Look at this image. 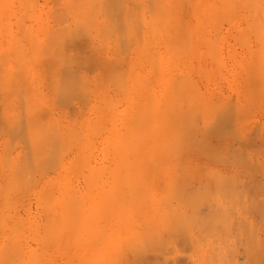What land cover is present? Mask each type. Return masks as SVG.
<instances>
[{
	"label": "rangeland",
	"instance_id": "obj_1",
	"mask_svg": "<svg viewBox=\"0 0 264 264\" xmlns=\"http://www.w3.org/2000/svg\"><path fill=\"white\" fill-rule=\"evenodd\" d=\"M0 1H1L0 2V22H1L0 23V46L3 45L2 49L5 50L4 52L1 51L2 53L0 52V88H1L0 89V111L3 110L4 106L6 107V108L4 107L5 109L0 112V113L3 112V114L5 113V115L2 114L3 116L0 117V122H1L0 123V193H1L0 194V202L3 200L2 204L0 203V205L3 206V207L0 206V220H1L0 226H4L6 224H9L11 226V223H12V221L14 223V220H15V222H16V220H19V221L24 220L22 222L20 221L21 225L18 223L19 221L16 222L19 224V226H18V224L17 225L15 224V225L17 226L18 230L20 228L23 231V233H25V240H24L23 236H19L21 233H18L19 235L17 234V232L15 231L16 228L14 229V227L9 226V228H13V230L16 232V233H14L16 236L21 237L19 239H17V237H15V239H14V237H13L14 234L12 235V233L14 231L11 229V231H12L11 232L10 229L7 228L8 225H6L7 226L6 228L0 227V232L2 231V234L0 233V251H3L4 250L3 248H5V253H4V251L0 252V258H1V256L3 257L1 260L7 259L9 261L14 260L17 262L19 260L18 257L19 256L21 257L22 254L21 255L17 254L18 255L17 256L16 253H21V252H23L22 250H24V253L26 252L27 254H23L24 255L23 258L27 259L31 256V255H28L29 253L30 254L34 253L33 256L36 254L35 256L37 257V258L34 257V258H36L35 263L38 262L39 264H78V263L79 264H86V263H84V261L88 262L87 260H91V262L89 261L88 264H94V263H97V264H99V263L100 264L101 263L102 264H264V68L262 69V67H264V64H262L263 63L262 61H264V52L261 53L262 49L264 50V45H262V43L260 42V41L264 40V29L262 28V27H264V18H263L264 9L261 6V5H263V7H264V0H263V3H262V1L260 2V0H257L260 2L261 5L256 4L259 2H257L256 0H253V2L255 1L256 3L255 2L253 3V6H255V7L252 6L251 9L248 8L249 7L248 6L249 0H246L247 2H245L243 0L242 1L243 4H241L239 2L240 0H234V2H232L233 0H231L230 2H232V5H230V7H233V8H228L229 5H225V3L227 2L226 0H224V1L222 0L224 2V5L222 4V2H220L221 0L220 1L214 0V2L216 1L215 2L216 7L214 8V11L215 12L217 11V13L219 12L221 15H223L222 18H220V20H218V18H216V16H214V15H213L214 18L213 17L210 18L212 16V13L214 14V11L211 12L214 5L213 4L210 5L209 3H211L213 0H205V1H201V0H186V1L185 0H157V1L156 0H149V1L143 0V5H142L141 0H133V1L132 0H119V2L117 0H115V2L113 4H112V2L110 3V0H108V1L105 0V2L107 1V5H108V3H110V6L112 5L111 8L109 6L107 9H106V5H105L106 3H104V0H97L98 1L97 3H99L100 5L97 4L96 1H94L95 3H93V1H92V3L95 4V8H94V6H92L91 2H87L89 0H82L83 4L82 5L78 4L79 7L77 6V9L74 7H75V5H77V3L81 2V0H79L77 3L75 0H73V1H75L74 5L70 1V3L73 6L72 7L73 8L72 9L73 14L74 13H82L81 8H83V10H85L87 8H88V11L91 10L92 16L95 19L92 16H89V18L92 17L94 19V21L96 22L95 23L93 21V24H95V29L98 28V30H97L98 32L94 29V27L91 26L92 28H90L91 23H85L84 20L86 19V17H88L87 13L83 12L84 15L83 14L80 15L82 17L85 16V14L87 15L86 17H83L84 20L80 18L79 22L81 24L80 23L77 24L76 23L77 20L75 21V24H74V22L72 23V21H74L73 20L74 17L71 15L72 13L66 12L65 7H62V5H65L63 0H61V1H59V0H57V1H55V0H53V1L52 0H37L36 4L31 3V2H33V0L32 1L28 0L26 2H29V5H28V6H30L29 8L26 5L28 3H26V4L20 3L21 1H19V0H8L10 2H8L6 0H4V1L0 0ZM11 1H12V4H10ZM62 1H63V3H61ZM112 1H114V0H112ZM116 1L118 2V4H115V3H117ZM136 1H137V3L136 4L134 3L135 5L131 4L132 2H136ZM22 2L25 3V0H22ZM56 2L62 4V5L58 6L59 8L61 7L60 9L65 8L63 13L66 14L65 16L67 18V22H69L71 27H69V25H67L68 23L65 21L66 18L62 16L63 13L61 14V16L65 19L63 21H62L61 17H58L57 19L60 18V20H61V21L59 20L60 23H63L65 21V24L63 23L61 25V24H59L58 20L54 19L56 17L55 16L56 13H59V11H60L57 8L58 3L56 4ZM65 2H66V0H65ZM207 2H208V4H207ZM2 3H3V5L6 4L7 7L5 5L6 8L3 7L4 9H2L1 8L3 6ZM18 3L20 5V7L18 6ZM84 3H85L87 8H84L85 7ZM154 3H156V5ZM233 3H235V5H233ZM244 3H247V4H244ZM250 3H252L251 0H250ZM8 4H10V5H8ZM149 4H151V5H149ZM152 4H154V5L152 6ZM161 4H163L165 7ZM190 4L192 7L190 6ZM53 5H55L56 7ZM80 5H81V8H80ZM104 5H105V12H107L106 10L109 11V16H108V12L106 13V15L104 14L105 12L103 13L104 7H102V6H104ZM114 5L115 6L118 5L117 6L118 8L120 7L119 5H121V6H123L121 8V10H123V8H125V9L123 10V12L120 10L121 14H118V13H120V12H118L119 9L114 7ZM124 5H125V7H124ZM127 5L130 7H128ZM208 5L211 6V8H209V9H211L210 11H207ZM141 6L143 7L144 10H142ZM148 6H151V7H148ZM202 6H203V10H202ZM259 6H261L260 8H262L263 13H262V11H260V12L258 11V10H260ZM23 7L25 8V10H23L24 9ZM33 7H35V9ZM68 7H70V6H68ZM113 7H114V9L117 10V13L115 12V10H113ZM158 7H160V8H158ZM223 7H225V8L223 9ZM27 8H28V11L26 10ZM31 8H32V10H31ZM53 8H55V9H53ZM56 8H57V10H56ZM152 8H154V9H152ZM180 8H183V9H180ZM221 8H222V10H221ZM69 9H71V8H69ZM111 9L114 11V13H116L118 15L117 16L115 14L113 15V12L111 11ZM130 9H133V10H130ZM150 9H152V11H150ZM158 9H160V10H158ZM168 9H170L171 12L173 11V14L178 15L177 17L180 19L179 20L176 19V20H178L179 22L180 21L182 22L183 20L185 21L188 19L186 21V24H185V22L184 23L182 22V24L183 25L188 24L187 27H189L190 28L189 30H191V31L189 32V30H188L187 32L191 33L190 34L192 36L191 40H190V38H191L190 35H189L190 38L186 37L188 34H186L185 32H186V29H188V28L185 26L186 27L185 32L182 31L180 29L182 26L179 25V22H177L174 19L175 15L172 16L173 14H171L172 17L169 18L170 17V15H169L170 11ZM218 9H219V11H218ZM2 10H5V11H2ZM74 10H75V12H74ZM77 10H79L81 12H78ZM128 10L131 14L128 13ZM163 10H165L164 12L167 15H165L164 12H161ZM194 10L197 11V14ZM205 10L207 12H205ZM224 10L225 11L228 10L227 13L228 12L229 13L227 14ZM30 11H32V13L34 12V14H32V13L30 14ZM193 11L195 12V14ZM28 12H29V14H28ZM110 12H111L112 16L110 15ZM51 13H53V15L55 14L54 17H53V15H51ZM122 13H124V16L127 20H128V17L130 19L131 16L132 17L135 16L137 18V20L134 17L135 21H132L131 23H129V25H127V27L125 25H123L126 28H122L120 25L118 26V24H121V22L119 23V21H118L119 18H121V17H118V16H123ZM127 13H128V17H127ZM256 13H258L257 15L259 17L258 16L257 17L259 19H257ZM132 14H134V15H132ZM149 14H150V18H151V16L153 18V19L151 18V21H150L151 23L147 22L148 21L147 19L149 18ZM245 14H247L248 16ZM18 15H19V20L16 18ZM143 15L145 16V18ZM198 15H199V17H195ZM207 15H209V16H207ZM221 15H220V17H221ZM250 15L255 21L257 19L258 22L256 21L257 22L256 24L259 26L260 30L257 29L258 26L255 24V22L253 23V19L250 17ZM58 16H60V15H58ZM166 16L169 19H167ZM181 16H182V18H181ZM244 16H245V19L247 18V21H245ZM38 17H40V19ZM116 17H118V18H116ZM208 17L210 19H212V21L209 20ZM255 17H256V19H255ZM123 18L124 17H122L121 20ZM138 18H139V20H138ZM150 18H149V20H150ZM196 18H198V20L200 19V21H201L200 24H198L199 21H196L197 20ZM53 19L56 21L54 22ZM98 19H99V21H98ZM164 19L167 20V21L165 20V23H164ZM9 20H10V22H9ZM87 20L89 21L90 19H87ZM130 20H133V18H131ZM221 20H222V22H221L222 25L220 24ZM250 20H252V22ZM45 21L47 23H45ZM110 21H111V23H108ZM124 21H126V20H124ZM136 21H137V24H133ZM141 21L142 22L144 21L145 23L143 22V24H142ZM209 21L210 22L216 21L217 24L209 23ZM260 21H261L262 27L259 25ZM18 22H19V24H17ZM21 22L26 27L24 25H22ZM40 22H42V24H40ZM101 22H103L105 24H103ZM172 22L176 23V25ZM20 23H21V25H20ZM148 23L150 24V26L147 25ZM168 23L172 24V26H169L170 24H168ZM201 23L203 24L204 28L202 27ZM218 23L221 26L218 25ZM45 24L49 25L48 30L49 29H54V30L53 31L49 30V33H48V31L45 30L48 26L45 27ZM84 24H85V26H88V25L89 26L85 27ZM111 24L117 25L116 28H115V26H113V31L116 34H118V36L110 29H108V31L109 30H110L109 32L112 31L111 33H109L107 30H105V31H107V34L103 33L104 30L102 31V28L104 29V27L106 25H109V26H106L105 28H107V27L110 28ZM166 24H168V25H166ZM210 24H213V25H210ZM244 24H246V25H244ZM247 24L249 25V28L251 27L250 29H248ZM131 25H132V27H131ZM214 25L216 26L215 27L216 29L218 28L217 26L221 27V28H219L220 30H218L219 32L217 31L218 33L215 32L216 30L214 28ZM243 25L245 27H243ZM59 26H60V29H59ZM82 26H83V28H82ZM96 26H98V27H96ZM136 26H137V28H136ZM174 26L176 28L178 27L177 28L178 30ZM179 26H180V28H179ZM212 26H213V28H212ZM38 27H40V29ZM155 27H156V30H155ZM159 27H161V28H159ZM24 28H25V30H24ZM77 28H78V30H77ZM133 28H136L137 30L140 29L141 31L139 30V31H137V34H135L136 31ZM150 28H152V30ZM201 28H203V29H201ZM244 28L247 29L246 30L247 32L244 31L245 30ZM72 29L75 30L76 32L73 31ZM83 29L84 30L85 29L90 30L89 32H92V34H94L96 36L94 37V36H92V34H90V33L88 34V31L87 30L83 31ZM26 30H27V32H26ZM39 30H41V31L39 32ZM55 30H56V32H55ZM173 30H175V31H173ZM176 30H177V33H176ZM201 30L202 31L204 30V33H202ZM24 31H25V34H24ZM50 31L52 32V35H53V33H55L54 34L55 37L53 36L54 38H52ZM100 31L102 33H100ZM118 31L121 33L120 36H122L123 39H124V37H126V38L128 37L125 35V33L127 35L128 34L129 35L134 34V35H132L133 38L130 36V39H129L130 41H127L128 40V38H127V40L124 39L125 41L123 40V42H122V41H120L122 39H119L120 36H119ZM142 31H143V33L140 34ZM152 31L153 32L155 31L154 32L155 34L152 33ZM233 31L236 33L235 35L233 34L234 33ZM252 31H253V33H252ZM71 32H73V33H71ZM77 32H79L81 34L78 33V35H77ZM172 32H173V34H172ZM178 32L180 34L182 33L183 36L182 35L179 36ZM258 32H260V33L263 32V33L258 34ZM67 33H68V36H70V37L67 36ZM83 33H84V35H87V34L88 35L82 36ZM85 33H87V34H85ZM164 33H166V34H164ZM229 33L232 34V35L230 34V36H232V37L229 36ZM239 33L241 35L243 34L245 36V37L244 36L241 37V35H240L239 38H241L242 42H243V40H246L247 35L250 36V39H249L250 42H247L248 39H247V41H245L247 45H243V44H245V42H243V44H241L240 41H237L239 38L237 39L235 37H237L236 36L237 34L239 36ZM152 34H154V36H152ZM201 34L203 35V37H201L202 36ZM217 34H218V36H217ZM74 35H75V37H74ZM97 35L100 37H98ZM155 35L157 38L155 37ZM170 35H173V36H170ZM205 35L208 39L205 37ZM66 36H67V38H66ZM159 36H160V38H159ZM169 36L171 39L169 38ZM85 37H86V39H85ZM142 37H143V39H145L148 42L143 40ZM174 37H176V38H174ZM6 38H8V40H6ZM15 38H17L18 40L17 39L15 40ZM36 38H37L38 42H37V40L35 41ZM61 38H63V39H61ZM152 38H153V40H152ZM184 38H187L186 39L187 41L186 40L183 41ZM202 38L205 39V41L202 40ZM255 38H258V39L256 40ZM32 39H33V41H32ZM158 39H160V40H158ZM206 39L208 41H210V44H211V41H212V43L215 41L214 43H215L216 48H217L216 45L219 44L218 46L220 48L218 47L217 49H220V54L214 53V51L216 49L212 50L215 55L216 54L218 55V56L216 55L215 58H212V57H214V55L212 54L211 50H210L211 51L210 53L213 56L211 55V57H210V55L208 54L209 53L208 52L209 46H208V44H206V41H207ZM10 40L12 42L11 45L13 47L8 43V41L10 42ZM91 40H92V42H91ZM157 40H158V42H156ZM166 40L168 41V43L166 42ZM188 40H190L191 42ZM199 40H200V42H199ZM258 40H260V41H258ZM67 41H69V42H67ZM185 41L187 43H189V42L191 43V45H189L190 48H188V50L186 49L187 44ZM20 42H21V45H23V46L19 45ZM47 42H50V44ZM57 42H59V43H57ZM63 42H65V43H63ZM120 42H122V43L120 44ZM154 42L157 44H155ZM164 42H165V44H164ZM183 42H185V43H183ZM54 43H57V44H54ZM148 43L149 44L153 43V44L149 45ZM162 43H163V45H162ZM116 44H118V46L122 45V47L121 48L119 47V49H118L116 47ZM178 44H179V46H178ZM16 45H18V46H16ZM43 45H45L46 47H44ZM48 45H49V48H48ZM78 45H79V47L80 46H82V47L79 48ZM164 45H166V46L169 45L168 46L169 49L167 47H165ZM91 46H92V48H91ZM128 46H130V48ZM181 46H182V48H181ZM56 47H57V49H56ZM115 47H116V49H115ZM152 47L155 48L154 49L155 51L158 50L157 53L155 51L150 50V49H153ZM210 47L213 48V44H212V46L210 45ZM66 48H67L66 52L63 51ZM136 48H137L138 52L135 53V51H137ZM156 48H158V49H156ZM178 48H181V49H178ZM140 50H141V52H140ZM143 50L144 51L146 50V51L143 52ZM185 50H187V52H185ZM52 51H53V53H52ZM149 51L151 52V54ZM139 52H140V54H139ZM158 52H160V53H158ZM70 53H71V55H70ZM72 53L74 54V56L72 55ZM47 54H49V55H47ZM67 54L70 55V57L73 56V57H71L72 59H68L70 57H67L68 56ZM147 54H149V56ZM157 54H158V56H157ZM42 55H43V57H42ZM85 55L88 57H86ZM45 56H48V57H46L47 59L45 58ZM150 56H152L153 58ZM219 56H221V57H219ZM81 57H83V58H81ZM147 57L149 58V60L152 59V61L153 60L155 61V62L153 61V63H154L153 65H152V63L150 64L151 60L149 61ZM216 57H218L219 61L221 60L224 63H221V61H220L221 64L219 65V61L216 59ZM146 58H147V61H146ZM49 59H52V61ZM67 59L70 61H67ZM77 59H79V60H77ZM100 59L101 60L104 59L106 61L102 60V65H101ZM107 59L110 61L112 59L113 60L110 62L111 64L110 63L108 64V66L110 65V68L106 67L108 70L106 73V68H103L104 70L102 71L101 67H103L104 66L103 64L108 61ZM172 59H174V60L172 61ZM215 59H216V61H214ZM72 60H73V62H75L77 64L73 63ZM42 61H45V63H43ZM174 61L176 63H173ZM49 62H50V64H49ZM51 62L54 64H52ZM62 62H63V64L64 63H66V64L63 65ZM94 62L96 64H93ZM67 63H69V64H67ZM122 63H123V65H122ZM172 63L175 66H173ZM41 64H43V66ZM78 64H80L82 66H78ZM114 64L115 65L119 64L121 66V67L118 66L117 68L114 67L115 72H114V69L111 67V66H115ZM155 64H157V65H155ZM176 64L179 66L176 67ZM182 64H183V66L181 67ZM222 64H224V65L221 66ZM246 64H247V66H246ZM259 64H260V66H259ZM68 65H69V67L72 68V69H69V71H70L69 73H68V69H67ZM197 65L198 66L200 65L199 68ZM248 65L250 66L251 69L249 68ZM77 66L79 67V69ZM105 66H107V64ZM214 66H216V67H214ZM74 67H75V69H74ZM85 67L86 68L88 67L89 69L87 68V70H86ZM122 67H123V69H122ZM42 68H43V70H42ZM119 68H121L122 70ZM238 68H240V69H238ZM44 69H46V70L44 71ZM59 69H60V71H59ZM118 69H119V72L123 71L125 73L127 71V75L129 74L128 79H127V76L125 78L123 77L124 79H127L126 80L127 81L126 87H128V88H126V89L124 87L125 83L122 82V81H125L122 78V76L123 75L125 76V74L122 75V72H120V74H119ZM63 70H64V72H62V74H61V71H63ZM74 70H76L77 72ZM259 70H261V71H259ZM128 71H130V73L132 75L130 73H128ZM251 71L253 72L252 74H250ZM57 72H60V74ZM71 72H72V74H70ZM101 72H104V73H101ZM108 72H110L109 73L110 77L104 75V74L107 75ZM116 72L118 74H116ZM155 72L156 73L158 72V74H155ZM238 72H240V73L238 74ZM262 72H263V74H262ZM254 73H256V75ZM258 73L260 75L259 77L257 75ZM248 74L250 75V78H252V79L249 80ZM14 75H15L16 79L15 78L13 79ZM120 75H122V76H120ZM184 75H190L191 79H193V81H194V82L192 81V85H190L191 81H189L191 79L187 80L188 77L186 79ZM9 76L11 77V79ZM46 76L48 78H46ZM71 76H72V78H71ZM103 76H105V77H103ZM129 76L131 78H129ZM173 76H174V78H176L177 76L178 77L180 76V78L182 77L180 79L182 82H180V80H178L179 78L174 79ZM255 76H257V77H255ZM49 77H51V78H49ZM54 77H56V79H58L57 77H60V78L65 77V79L64 78L63 79L65 81L68 80L67 83L72 81V83H73V88H71L72 90H70V87H72V86H70V84H72V83L68 84L70 87L63 86L64 87V89H63L61 87L65 81L62 80L63 83H61L60 82L61 79L59 78L58 83H57L56 79L52 80V78H54ZM68 77L71 81H69ZM183 77L185 80H187L189 82L190 86L187 85L188 82L187 81L185 82ZM81 78H83V79H81ZM106 78H108V79L111 78V81L107 80L110 83H107ZM136 78L137 79L141 78V79L136 80ZM258 78H259V80H257ZM5 79H7V80L9 79L8 85H7V80H5ZM47 79L48 80L50 79V80L48 81ZM72 79H75V80H72ZM116 79H118L120 81L122 79V81L120 83H123L124 86H122V84L120 85V83ZM172 79H174L173 84H175L176 80H177V84H175L177 86L172 85ZM200 79H201V81H200ZM103 80H104V82H103ZM113 80H116L117 82L115 83V81L113 82ZM146 80H148V82ZM253 80L257 83H255ZM52 81L54 82V84ZM137 81L141 82L142 84L140 83V85H139ZM251 81H253V83H254L253 87H252V85H250V84H252ZM260 81L262 82L261 84H260ZM84 82H86V83H84ZM149 82L151 85H153L152 87L155 88L154 90L152 88V91L153 92L155 91L154 100L151 98V97H153V95H152L153 92L148 94L149 92L147 93V90L144 91L145 90L144 88L147 85H148L147 86L148 90H151V88L149 89V87L151 85L149 86V84H147ZM9 83L15 85V86H13V85L12 86L15 88V90H17V92H18V90L20 91L19 93H21V94H19V93L17 94V92H16L18 97H16V94H15V97L11 96L12 94H10V93H13V94L15 93L14 89H13L14 91L10 90V93H9V90L5 87V86H8V88H10L9 86L11 84L9 85ZM56 83H57V85H56ZM67 83H64V84L67 85ZM101 83H102V85H100ZM178 83H179V85H178ZM180 83H182V84H180ZM194 83H195V85L199 86L200 91L196 90L197 86L194 87V89L192 88ZM19 84H21L22 86H19ZM48 84L52 85V86L50 85L51 88L57 87L58 89L55 88L56 89L55 90L53 88V90H52V89H50V86ZM98 84L100 86H98ZM145 84H147V85L145 86ZM262 84H263V86H262ZM96 85L98 86V88H96L97 90L95 91L94 87H96ZM113 85H115V86L113 87ZM142 85L144 88L142 87ZM181 86H183V87H181ZM258 86H260L259 87L260 89L257 90ZM119 87H124L123 89H125L128 93L125 91V93L123 94L121 91L122 88L120 89ZM174 87L178 88V89H176L177 93H176V90L174 89ZM4 88H6L8 91H5ZM59 88H61V90H63L64 92L66 91L65 89H67V92H69V93H66V92L65 93L68 94L67 96L70 95L69 98L72 96L71 99H69L65 95H63V96L61 95V99H63V98L64 99L60 103L61 99L58 100V97H57L58 92H56L57 90L58 91L60 90ZM76 88L79 89L80 92L77 93V91L75 92V90H73ZM117 88H119V89H117ZM185 88L188 89V91ZM190 88H191V90H190ZM10 89H12V88H10ZM168 89L169 90L172 89V92L171 93L169 92L170 95H169V93H167V91H169ZM183 89H184V91H183ZM25 90H27V91H25ZM83 90H84V93L87 95V97L85 96V94L80 95V93H82ZM179 90L181 92L183 91L182 94L187 92L186 93L187 95L184 94L185 95L184 96L181 94L182 95L181 96L179 93L180 92ZM73 91L75 93H73ZM55 92L57 93L56 96H55V94H56ZM64 92L60 91V93H64ZM94 92L96 94H94ZM108 92H109V94H106ZM123 92H124V90H123ZM194 92H195V94H194ZM25 93L27 94L26 97L24 95ZM92 93L94 95H92ZM145 93H147V94H145ZM125 94L128 96H126ZM175 94H176V96H177V94L180 95V96L178 95V97H177V101L179 100L178 102H180V103H177L176 100H173V98H176ZM200 94H202V95H200ZM7 95H10V97H7ZM50 95H51V97H50ZM129 95L132 96V98ZM167 95H169V96H167ZM19 96L23 99V100L20 99V102L23 101L25 103L22 102V104H21L19 102V100L17 101V99L20 98ZM23 96H24V98H23ZM31 96L35 98V101H37L36 104L39 103V105L37 104L38 105L37 108H39V106H41L40 108L42 109V104L44 105L43 107H45V108H43L42 110L39 109V110H41V112L43 110L46 111V109L48 108L49 111L50 110L52 111L53 114H51V115L53 117H51V116L43 117L45 114H46L45 116L49 115V114H47L49 111H46V112L43 111L44 113L43 112L42 113L37 112V116H36L35 111H38V110L32 108V107H34V108H36V107L33 106V104L31 105L32 101L34 100ZM58 96H60V94ZM64 96L66 97V99L68 98L70 101L67 100L68 102H66L65 101L66 99ZM80 96H82V97L85 96V98L83 99ZM188 96L189 97L194 96L195 99H193L194 97L188 98ZM198 96H200V97H198ZM102 97L104 99H106L107 102ZM202 97L205 99L206 102H203ZM55 98H57V99H55ZM79 98L82 100V102L86 100L87 103L82 104V102ZM101 98H102V100H101ZM170 98H171V100L174 101L173 103L174 104L176 103V104L174 105L171 102V103H169V104H171L169 107H164V108L169 109V110H166V111H168L166 116L167 115L168 116L172 115V117L174 116L172 118L173 120H171V118L169 117V119L171 120V123L175 122L173 124H175L177 126H178V124H176V123H179L180 125H182L181 127L174 126L171 123L169 125V122H170L169 120L160 121L162 119L161 118L162 115H159L158 113L161 112L160 109L161 110L164 109V108H162L163 105L161 102L164 101L163 103H165V100L168 101V100H170ZM181 98L183 100L186 99L185 101H186L187 106L189 104L188 107L191 106V108L186 107V104L184 103V101L183 102L180 101ZM199 98L200 99L202 98L201 99L202 101L201 100L199 101L198 100ZM9 99H13V100L9 101ZM108 99H109V101H108ZM6 100L8 101V103L10 102V105H12L15 112L17 111L18 108L21 107L19 104H21L23 106V107H21V109H18V111H17V112H20L19 110H21V114L15 113L16 115L17 114L19 115V116H17L18 118L16 117V115L14 113H13L14 114L13 116L12 115L8 116L9 112L11 111L10 110L11 108H8L6 106V103H7ZM77 100H79V101H77ZM99 100H101V102ZM132 100H133V102H130ZM140 100L142 103H143V101L146 102L147 100H149L148 101L149 104L153 103L152 105H154V109H150L151 105L149 106V104L146 105V103H143V105H142V107L144 106L143 107L144 109L147 107H148L147 108L148 110L150 109L149 111L146 109L147 112L150 114L149 115L146 112L147 119H149V120L146 119V116H144V119H143L144 114L142 115L141 112L145 113V111L143 110V108L141 106H140L141 111L139 109L140 116L138 114V111H136V109H138L139 104L141 103ZM150 100H151V102H150ZM189 100H191V101H189ZM193 100L194 101L198 100V101L194 102ZM35 101H34V105H35ZM63 101L65 102V105H62V104H64ZM71 101H73L74 103ZM69 102H71V103H69ZM109 102H110V104H108ZM168 102H170V101H168ZM168 102H167V105H168ZM191 102H193V103H191ZM58 103H60V104H58ZM181 103H184V104H182L183 107L180 105ZM216 103H219V104L216 105ZM29 104H30V106H29ZM101 104L102 105L104 104L105 106H102ZM111 104H114V105H111ZM144 104L146 105V107ZM197 104H199V105L197 106ZM206 104L209 107H211V109H209V111L207 109L208 106H206ZM210 104H212V105L214 104V105L210 106ZM7 105H9V104H7ZM82 105H86V106H82ZM107 105H108V108H107ZM159 105H161V106H159ZM172 105H174V107ZM200 105H202V106H200ZM1 106H2V109H1ZM24 106L27 109H28V107H29V109L32 108L31 110H29V109L28 110L30 112L31 111H33V112L30 113L28 110H26V108ZM109 106H111L112 108ZM199 106L201 107V109ZM170 107L172 110L170 109ZM181 107H182V109H181ZM217 107L219 110L217 109ZM222 107H224L223 108L224 110H222V111H224L225 113H227V111L229 113V111H230V113L225 114L223 112V114H225V115L224 116H223V114L221 115L222 111H220V109H222ZM22 108H24V111L22 110ZM74 108H75V111H78V112H75ZM109 108H111V109H109ZM151 108H153V106ZM174 108H176L177 112H176V110H173ZM205 108L207 109V112H205L206 111ZM213 108H215L216 110ZM70 109H72V110H70ZM190 109H191V111H190ZM198 109L200 112L198 111ZM130 110L137 112L138 116L134 112L132 115L135 114L134 116H136L138 119L140 117L141 121L143 119V121L141 123L145 124L144 127L147 126L148 123H149L150 127L153 125L152 123H154V125H156V126H154L155 127L154 129H156V130H154L153 128H149V126H147L150 130V133L152 132V130L154 132V133H152L153 135L151 134V137L154 136V134H155V136H158V137L154 138L155 140L153 139V137L148 139V140H153L154 143L157 141L156 148H159V149L155 150V148L153 146V148H154V150H153L152 147L150 146L153 151H156V153L155 152L152 153L153 151L151 152L152 156L154 154V156H153L154 160L152 158V161L148 160L149 157L146 158L145 155H143V154H146L147 156L150 155L149 150H146L149 147L144 148L145 145H144V147L142 146V144H143L142 142L146 141L147 137H146V139L141 138L143 140L141 142L140 141L141 139H139V140L137 139V137H136L137 135L135 133V130H130V127L128 130V131H133L131 133L132 134L134 133L135 136H133L134 134L132 135L131 133L129 134V132L128 133L126 132V130L128 129V126H131L130 122H129L130 118L132 116V115H129V112H131ZM182 110H183V112H182ZM202 110H204L205 114L203 113ZM214 110L216 111V114L213 112ZM22 111H23V113L26 111L25 112L26 115L25 114L23 115ZM51 111H50V113H51ZM150 111H151V113H150ZM79 112H82V113H79ZM169 112H170V114H168ZM197 112H198V114H197ZM232 112H233V115L231 114ZM11 113H12V111H11ZM33 113H34V116H33ZM107 113H108V115H106V116L108 118L106 116H103ZM164 113H165V111L160 113V114H164ZM237 113H238V115H237ZM80 114H81V116H80ZM175 114L177 115L178 118L175 116ZM190 114H191V116H190ZM100 115H102L103 117H101ZM196 115L198 117H196ZM211 115L214 116L215 118H212ZM4 116L5 117L7 116V118L3 119ZM11 116H12V119L15 116L13 119L14 122L10 118ZM134 116H133V118H134ZM158 116H159V118H158ZM166 116L164 114V116H162L163 119H165ZM186 116H189V117H186ZM218 116L221 118V120L218 119L219 118ZM232 116H233V118H232ZM27 117H28V119H27ZM50 117H51L50 120H52V118H53L55 120V122L57 123V126L55 128H56V130L59 129L57 131H58L59 137L61 136L60 138L58 137V135L56 137L55 133L57 131L55 130V128L54 129L50 128V127H52V126H50V121H49ZM152 117H153V120H151ZM175 117L177 119H179V117H180V120L178 121ZM199 117L202 119H200ZM216 117H218V118H216ZM30 118H32L31 121H30ZM45 118L48 119L49 123L48 122L47 123L49 125L46 123L47 119L45 120ZM97 118H100V120H101V118L103 119L102 120L103 123H101L100 126L105 124L104 127L102 129H99V124H98V127H97L98 131H97V128L95 127L97 132L94 130L95 128H93V130L97 134L96 133L94 134L93 132H87L86 130H89V128L91 129L94 126V124L96 125L98 123L99 119H97ZM137 118L132 119V121H131L132 124L133 123H134V125L136 124L135 127L138 126L137 123L140 122V119L138 121ZM154 118H155V121H154ZM206 118H208V119H206ZM2 119H3V121H2ZM18 119H21V120H19V121H21V123L17 122ZM42 119L45 120V122L44 121L43 122L45 124H47V128H48V126H50L49 128L51 130H49V128L43 129V127L39 126L40 125L39 123L42 122L41 121ZM158 119H160V120H158ZM166 119H168V118H166ZM192 119H193V121H191ZM212 119L213 120L217 119V121L216 120L213 121ZM224 119H226L227 121ZM4 120L6 121V123H5L6 126L4 124V122H5ZM35 120H36V122H35ZM100 120H99V123H100ZM134 120H136L137 123L134 122ZM196 120L198 121V123ZM206 120H207V122H206ZM208 120H210V122ZM7 121H8V123L13 122L10 125L12 127H13V124H16V125H14L15 129H13L14 127L10 128V126L7 125ZM145 121H147V122H145ZM151 121H153V122H151ZM55 122H53V123H55ZM185 122L187 123V126L189 128L186 126H183ZM216 122H218L219 124ZM227 122H228V124H227ZM22 123L24 126L26 123V126L25 127L21 126ZM35 123L37 125L38 124L39 125L38 126L36 125L37 130L34 131V133L36 134V132H37V134H39L42 130H44V132L40 133L39 134L40 136L36 134L37 135L36 137H34L35 134L32 133V136H33V138H32L31 133L29 131L30 130L29 127L31 128V130L33 132V130L36 129V126L34 125ZM42 123H41V125H42ZM53 123H52V125H53ZM191 123H192V125L190 126ZM143 124H142V126H143ZM193 124H194V128H193ZM139 125H140V123H139ZM114 126L117 128L119 127L118 128L119 131H118V129L116 130V128H114ZM225 126H227V127H225ZM39 127H41V131L38 132V130L40 129ZM132 127L133 126H131V128ZM135 127H134V129H135ZM138 127L140 128L141 126H138ZM138 127H136V130ZM174 127H177V128H174ZM205 127L208 128V130ZM223 127H225V128H223ZM121 128H122V130L125 128V130H123V131L126 132L127 135H125L126 133L123 134V131L121 130ZM162 128L164 129V132L162 131L160 133V130ZM215 128H218V129L216 130ZM231 128H232L233 132L230 130ZM8 129L11 132H13L12 135L16 132L14 134V136L10 135V132L8 131ZM23 129H25V131H26L25 133L23 132L24 131ZM186 129H188V130H186ZM189 129L190 130L193 129V130L189 131ZM222 129L224 130L223 133H222ZM14 130H15V132H14ZM54 130L56 132H54ZM141 130L142 129H139V131H141ZM210 130H212L213 132ZM227 130H230V132H232V133H228ZM139 131H138V133H140ZM158 131L160 134H158ZM20 132H22V133H20ZM47 132H48V134H47ZM71 132H73V134L75 133V136H77L79 134L80 136L78 135L77 137L79 139H81L80 140L81 142L78 141L76 143V140L78 138L75 137ZM116 132H119V133L117 134ZM145 132H146V130H145ZM172 132H174L173 134L175 136L177 135L176 138L173 136ZM19 133L21 135L20 137H19ZM44 133L47 137V138L45 137V139L43 137V136H45V135H43ZM89 133H92L93 136ZM150 133H149V135H150ZM179 133H182V134H179ZM121 134L125 135V137H123L124 139L122 138L123 141L125 139L127 140L126 137H128V139L130 141H127V142L124 141L123 143L121 142L122 144L118 143L119 147H122L120 145H124V144L126 146V143H128L127 145H128V149H129L130 148L129 145H131L133 142L134 143V145H133L134 149H136V150L141 149L140 152L143 151L142 149L145 150V153H142L143 156L141 155L140 152H138L136 150L134 153H132L133 151L131 152V154H133L132 155L133 159H135V158L137 159L139 157V159L141 160L139 163H138L139 159L137 162H136V159L134 160L136 163H138L137 167H136L135 163L134 164L132 163L133 159L130 158V157H132L131 155H129L130 153L128 154L126 150L124 151L126 153V155L128 154V157H127L124 155L125 153H123V151H122V149L123 148L126 149L127 146L122 147L121 151H122L124 157L122 156L121 158H124V160H126L125 157L128 158V160L123 161V162L127 163V161H129V159H132V161H130V163H132L134 166V167H129L128 169H125V170H128L127 172L129 173L128 175H127V173H126V175L124 174L125 177L128 176L129 180L126 177V181L128 180L127 182H129V183L126 182V185L123 183L124 186H119V184H121L119 182L123 178L125 179V177H123V176H122L123 178L118 177L119 175L122 174L121 170L123 168L122 165L124 164V163H120L122 159L119 157V154L121 152L118 151V148H116V151H118L120 153L117 152L116 155L118 154L117 155L118 157L114 158V159L117 160V162H119L118 160H120V162H119L120 163V166H119L120 171L119 172H121V174L116 173L117 170L115 171V173H116L115 175L118 177L117 179L119 180L121 178L120 181L118 182V180H117L115 183V181H113V179H111L113 177H111V174H110L113 171L110 170V173H107V171H106L109 169H114V167L112 168V166L114 163L113 161H115L114 159H110L111 158L110 155H112V151H110V150H111V148H112V150H115V149H113L115 147V143H113L111 145V143H109V142L112 140L116 141L117 139H118L117 141H121L120 140L121 136H122ZM229 134L230 135L232 134L233 136L232 135L230 136ZM94 135H96V138ZM116 135H117V137H115ZM141 135L144 136L145 134H141ZM180 135H181V137H179ZM224 135H226L227 137ZM38 136H39V138H38ZM54 136L56 139L53 138ZM172 136L174 138H172ZM40 137L43 140L40 139ZM129 137H131L132 139H130ZM133 137L135 138V140H133L134 139ZM139 137L140 136H138V138ZM159 137L162 138L161 141H160ZM188 137H190V138H188ZM196 137H198L197 140L195 139ZM22 138H23V140H22ZM25 138H26V140L29 139V141H27L26 143H24L26 141V140H24ZM75 138H76V140H75ZM114 138H117V139L115 140ZM143 138H145V137H143ZM201 138L203 140H199ZM17 139H18V143L20 145L17 143ZM30 139H32L33 141H31ZM52 139H54L55 142ZM136 139L138 140V143H137ZM175 139L179 140V142L175 141ZM37 140H39L40 143H38L39 141L37 142ZM49 140H52L53 142L47 144V142ZM131 140H133V141L131 142ZM198 140L201 141L200 146L204 147V150L206 149L205 147L208 146L206 151H204V150L202 151L203 153H199L201 151H199L200 150V148H199L200 142ZM41 141H44V143L43 142L41 143ZM82 141H83V143H85V141L87 142V143H85V146L82 144ZM117 141H116V143H117ZM134 141H136V142H134ZM58 142H59L60 146L57 145ZM63 142H64V145L67 144L66 147L61 146V145H63ZM79 142L83 146L79 145ZM139 142H141V144H139ZM152 142L150 141L149 144L150 143L152 144ZM53 143H56L55 148L54 147H51L54 149L49 148L50 144L52 145ZM129 143H131V144H129ZM135 143L139 144L143 148H140V146L138 147L137 145H136L137 147H134ZM203 143H205V146L203 145ZM210 143L213 144V149H211V147L209 148ZM42 144H44V145L42 146ZM118 144H116V146ZM181 144L182 145L185 144L186 147L182 146ZM160 145H162L161 146L162 149H161V147H159ZM163 145H164V147H163ZM191 145H193V146H191ZM194 145H198L199 147L196 149H193V148H195ZM225 145H226V147L229 146L228 147L229 149L224 148ZM27 146L29 148H27ZM41 146L43 147V150H45L46 154L47 155L49 154L48 156L46 154H44ZM45 146H47V147H45ZM52 146H54V145H52ZM179 146H182V147H179ZM187 146L189 147V149H187ZM32 147L34 148V150ZM35 147H36V149H35ZM37 147L39 149L41 148L40 150L42 152L38 151L39 149H37ZM61 147H63V148H61ZM215 147H217L218 149L217 148L215 149ZM131 148H132V145H131ZM133 148H132V150H134ZM49 149H51V150H49ZM55 149H56V153L54 151ZM214 149H215L214 152H216L217 150L219 152L222 151L223 156H222V152H220V154H218V152H216V157H215V153L213 154ZM23 150H25V151L27 150L25 153L26 156L24 155V153H22ZM35 150L39 153H37ZM58 150L59 151L61 150V152H60L61 154L58 153ZM63 150H64V152H63ZM89 150H91V153L89 152ZM106 150H107V152H106ZM225 150H227V152H225L226 154L228 153L227 155L224 153ZM47 151L49 153H47ZM50 151H53V152L50 153ZM129 151H131V149L128 150V152ZM5 152L9 154V155L7 154L9 157L6 156ZM27 152H28V154H27ZM34 152L36 153V155ZM78 152H80V153H78ZM205 152L206 153L209 152L210 154H205ZM30 153L31 154L33 153L35 156H37V157H35L36 158V164H38L39 162H41V163L43 162L44 158L40 160V158H41V156H39L40 153L44 154L42 157H47V158L51 157V158H49V160H51V161H48V159H47V161H45L46 160L45 159L44 163L45 162H47V164L49 163L48 166L50 167L51 164L56 161L50 167V169L53 167L52 170L48 169L47 165H46L47 167L45 166L46 163L45 164L42 163V164H44L43 166L45 168H47L48 170H46L42 166V164H41L42 167L38 166V168H37V165H35L36 168L34 171L37 173L33 172V170L31 168L29 170L27 168L28 165L26 164L27 165L26 166L24 164V162H25V160H28L27 159V157H28L30 160H28V162L27 161L26 162L29 164V162L34 158V155L33 154L30 155ZM77 153L79 154V156L81 158V159L79 158L80 159L79 162H83L82 164L77 161V158H76V155L78 157ZM122 153L120 155H122ZM211 154H212V156L213 155L214 156L210 157ZM179 155L180 156L182 155L181 157H183V158H181V159H183V160L185 159L184 160L185 162L183 160L181 161V159L179 158ZM189 155L192 157H195V158L194 159L189 158L190 157ZM203 155H205V156H203ZM206 155H209V157ZM53 156H56V158ZM74 156L76 159H72V157L74 158ZM112 156L114 157L115 153ZM217 156L219 157V159H216V158H218ZM22 157H25L26 159L22 158ZM207 157L210 159H208ZM37 158L40 161H38ZM57 158H59V160H57ZM18 159H20V160L18 161ZM22 159L24 160V162H22L23 161ZM71 159L73 161H71ZM168 159L170 161H166ZM178 159H180V160H178ZM81 160H83V161H81ZM147 160L150 161L151 163L148 162ZM157 160H159V162ZM20 161L23 164L22 166L24 167V165H25L24 168L27 169L28 173L31 174V176H29V177H32V178H30L29 180L26 179L27 176L24 175L25 172L21 174V172L23 171L24 168L19 167L21 165L20 163H19L18 167L20 169L22 168L21 169L22 171H20L18 169V167L16 168V166H17L16 163L20 162ZM179 161H181L180 167H179ZM70 162H72V163H70ZM147 162L150 165L148 164V166H147ZM153 162L156 164V167H155V164ZM168 162L170 164V167L168 166V164H166ZM78 163H79V165L80 164L81 165L79 166ZM119 163H118V165H119ZM182 163H185V164H182ZM197 163H202V164H200L201 166H199V164H197ZM31 164L34 165L35 161H34V163H31ZM106 164H107V166L105 169L104 165H106ZM115 164H116V162H115ZM143 164H144V166H143ZM159 164H161L159 166L160 168L158 167ZM175 164H176V166H175ZM186 164H187L188 168L183 170V165L185 166ZM203 164H206V165L203 166ZM30 165H29V167H30ZM97 165L98 166L100 165L101 168H102V165L104 166L105 170H102V172L104 173L103 176L101 174V171H100V175H97V172L95 171V170H97V168L96 169L94 168V166L97 167ZM108 165H110V166H108ZM126 165L127 164H125V167H126ZM128 165H130V164H128ZM165 165H167V168H168L167 170H169V171L165 170L166 169ZM77 166L79 167V169ZM31 167H32V165H31ZM76 167L78 170L76 169ZM115 167H116V169L118 168L117 164ZM177 167L179 168L178 170H177ZM98 168L100 169V167H98ZM144 168L145 169L147 168V170H144L142 172L141 170H143ZM156 168H159L158 171L156 170ZM184 168H186V167H184ZM195 168H197V169H195ZM210 168H211V170H210ZM10 169H11V173L13 171H16L18 173V171H19V174H17L15 172V174L17 176L15 175V177H14L13 176L14 173L11 174L9 171ZM25 169H24V171H25ZM92 169H95L94 172H96V173H92L93 172ZM172 169H174V170H172ZM76 170H77V172L75 173ZM153 171H155L154 172L155 174L152 175ZM161 171H163V173H161ZM123 172H124V169H123ZM146 172H147V174H146ZM28 173H27V175H30ZM39 174L41 176H39ZM68 174H70V175H68ZM113 175L114 174L112 173V176ZM144 175H145V177H144ZM86 176L88 178H90V184L93 186H91L90 184H88V185L86 184L87 181L89 180L88 179L86 182L84 181V180H86L85 179ZM149 176H150V178H149ZM22 177H26V178L23 179ZM49 178H50L51 182L49 180H47ZM106 179H108L107 183H105L107 181ZM110 179L113 183H115V185L117 183H119L118 186L113 185L111 183ZM161 179H162V181H161ZM48 181H49V183H51V185H50L51 188H49V190H48L49 192L46 190L47 187L43 186V184L45 185L46 182H48ZM91 181L93 183H91ZM95 181H96V184H95ZM133 182L137 183V185H135L136 188H134V186L132 185ZM7 185H9V188ZM147 185H149V186H147ZM140 186H142V187L139 188L140 189L139 190L138 187H140ZM71 187L74 189H72ZM89 187H91V188H89ZM103 187L105 188L104 189L105 191L106 190L110 191L109 189L113 190L112 192H114L115 195L117 193L120 194L117 191H120V192L122 191L121 194H123L124 196L122 195L121 201H122L123 197L126 196L127 198L126 197L125 198L127 200L130 197L129 198L130 202L127 201L126 199H124L128 203L126 201H124V202L122 201L123 202V204H122V202H120V200L117 199V197L115 195H113V196H115L116 199L112 201L113 196H112V194H110L112 192L111 191L108 193L105 192L106 193L105 195H107L106 200L108 197L111 201L107 200L108 201L107 202L106 200H104L105 197H104V199L99 197V198L103 199V201H101V202L102 203L104 202V203L102 204V206H98V207H102V209L100 211H99V209H97L98 211L95 210L96 206L98 205L97 202H100V201H97L96 198L98 197V194L100 195L102 193L101 189L103 190ZM43 188H46L45 189L46 193L48 192V194H50V199L48 198L49 195H47V198H45L46 195L44 193ZM88 188H89V190L92 189L93 191H95L94 193H96V194L92 193V190L89 191ZM128 188H129V190H128ZM42 189H43L44 194L40 195L39 191ZM8 190H9L10 194L8 193ZM72 190H74V192L76 191V195L74 194L75 199L73 198L74 195H72L73 194ZM99 191H100V193H99ZM124 191H130V192H128V194H127V192H124ZM67 192L69 194H67ZM70 192L72 193L71 194L72 196H70ZM97 192H98V194H97ZM118 194H117V196H119ZM6 195L8 196V198ZM68 195L70 197H72L71 199H68V201H67L68 204L72 203L74 201L77 204H75V202H74V203H72V205L70 204L71 207H70V205L68 206L67 202H65V198H66V200H67V198H69ZM95 195H96V197H95ZM133 195H134V197H133ZM4 196H6V197H4ZM100 196H102V195H100ZM22 198H23V200H21ZM131 199L133 202L131 201ZM42 200L44 201V203L42 202ZM117 200H119V202L117 203L118 206L116 205V207H118L120 209L122 208L121 209L122 212H123V210H125L123 212V215L121 214V216H123V217H120V214H119V217L116 218L117 214H118V210H116L117 208L116 207L113 208L115 211H117V214H115L114 210L111 207H110V209L108 207V206H110L108 203L111 202L112 204L114 203L113 205H115V203H116L115 201H117ZM140 200L142 202H140ZM7 201H8V204H6ZM105 201H106V203H105ZM139 202L141 204H139ZM119 203H120V205H123V206L121 207L119 205ZM124 203L126 204L125 206H124ZM134 203H136V204H134ZM73 205L75 206V208H79L78 209L79 211L75 209L79 215L72 213V214H74V216H73L70 213V211L72 210L71 208H74ZM76 205H78V206H76ZM100 205H101V203H100ZM67 206L71 209L70 211H69ZM124 208H126V209H124ZM127 208L130 209L129 210L130 212L127 211L128 210ZM1 209H3V210H1ZM111 209L113 210L112 211L113 213L111 212L112 214H110ZM120 209H119V211H120ZM51 210L52 211L54 210V211L51 212ZM75 210L73 209L72 211H75ZM49 211L53 214H51ZM76 211H75V213H76ZM100 212H101V214H103L102 217L104 219L106 218L105 220L107 222H104V219L101 217V215H99ZM128 212L131 214H129ZM107 213H109V214H107ZM124 213H126V214H124ZM45 214L47 215V217L44 218ZM54 214H57V216ZM112 215H114V216H112ZM49 216L50 217L53 216V217L50 218ZM54 216L56 218H54ZM90 217H92V218H90ZM93 217H97L98 219L95 218V219H97V221H95V220L93 221ZM136 217H137V219H136ZM22 218H24V219H22ZM47 218L48 219L50 218V220L52 219L51 221L54 224L49 220L48 221L46 220L47 223H49V224L52 223L53 227H55V224L57 225L56 226L57 229L56 228L55 229L57 230L56 233L57 232L58 233L56 235H54V233H52L55 230H53L52 232L48 231L49 230L48 228H50V226L46 227L47 225H46L45 219H47ZM87 218L88 219L90 218V220L92 219V221H90V220H89L90 222L86 221ZM120 218H122V219L120 220ZM109 219H111V221L113 219L114 220L112 221V223H110ZM99 220H101V221H99ZM125 221H127V222H125ZM124 222H125V224H124ZM2 223H3V225H2ZM101 223L103 225H105L106 227L103 226ZM104 223H107V224H104ZM93 224H96V225H94L95 226L94 228L91 226ZM15 225H12V226H15ZM52 225H51V227H52ZM107 225H109L111 227H108ZM124 225H125L126 229L124 228ZM120 226H121V228H120ZM1 229H3V230L5 229V230L3 231ZM45 229L47 231H45ZM76 229L78 231H80V233L81 232L83 233V237L81 235L82 233L78 234V237L80 235V239L81 238L83 239V240L82 239L81 240L83 241L84 244L78 243L80 239H78L76 244H75V238L74 237L77 234L75 233L74 234L75 236H74L73 233L75 231H77ZM101 230H106V231L111 232L109 234L108 232L103 231V234L106 232L107 236L109 235L108 238H106L107 236L105 237V234L102 235ZM113 230H115V231L113 232ZM50 231H51V229H50ZM85 231L87 233L92 234V235H90V237L92 239L90 238L89 241H88V238L86 237L87 233H85ZM97 231H99V232L96 233ZM5 232L8 233V235H6ZM32 232H34L35 234H38L41 237H39L37 235L38 239H35L36 236H34V233H33V235H31ZM47 232H49V233L47 234ZM113 233H115V234H113ZM9 234H11L10 236H12V237H9ZM42 234H44L45 239H44ZM51 235H54L53 238L51 237ZM71 235H73L74 237H72ZM99 235L100 236L102 235L103 237L102 236L98 237ZM32 236H34L35 238L33 237L34 239H32ZM111 236H112V238H110ZM114 237H115V239H113ZM12 238H13L12 243H10ZM98 238H100L99 242H98ZM101 238L102 239L105 238L104 239L105 241L102 242ZM72 239H74V240H72ZM17 240H21V241L23 240L22 241L23 243L21 242V245L19 244L20 247L22 246V244L24 246V249L22 246L21 251L19 250L20 249L19 245H18L19 241H17ZM38 240L39 241L41 240V241L39 242ZM93 240H96V241L94 242ZM6 241L7 242L9 241V242L7 243ZM14 241H17V243H15ZM91 242H92V244L95 245L96 249L98 248V250H96L95 247H93L94 245L91 244V246H90L89 243H91ZM106 242H107V245H106ZM9 243H10V245H9ZM13 243H15V244L13 245ZM41 243L45 244L46 247L42 248L44 246H42ZM85 243L89 244L88 246L90 247L89 248L88 246H86L87 251L84 250L85 246L84 247L82 246V245H86ZM100 243H102V244H100ZM103 243H105V244H103ZM67 244L69 245L68 247H67ZM79 244H80V246H79ZM110 244H111V247H110ZM15 245L18 247H16ZM101 245L102 246L106 245V246L105 247L103 246L104 247L103 248ZM6 246H8V247H6ZM9 246L11 247L10 249H9ZM37 246H39V247H37ZM12 247L15 248L16 252L12 251V249H13ZM74 247H75V249H74ZM1 248L3 250H1ZM38 248H40L39 251L37 250ZM7 249H9V251L11 250L13 252L14 255L12 253L10 254V255H12V257H14L13 259H12V257H10V259L8 258L10 255L6 257V255L9 254ZM17 249H18V251H17ZM82 249L84 252L82 254H80V252H82ZM91 249H93V252H94V249L97 252H94V254H88L91 251ZM41 251H43V252L41 253ZM6 252H7V254H6ZM40 253L42 254L43 257L41 256ZM85 253H87L88 255H85ZM90 253H92V251ZM3 254H6V255H3ZM102 254H104V255H102ZM26 255H28V257ZM33 256L30 258H33ZM38 257H40V258H38ZM72 257H73V259H72ZM15 258H16V260H15ZM1 260H0V264L1 263L2 264H5V263L9 264V261L5 260L4 262L3 261L1 262ZM21 260L24 261V259H21ZM80 260H82V261H80ZM92 260H94V261L92 262ZM23 261H21V262H23ZM10 262H12V261H10ZM16 262L15 263L13 262V263L16 264ZM31 262H32L31 260L30 261L28 260L29 264L34 263V261L32 263ZM26 263H27V261L24 264H26Z\"/></svg>",
	"mask_w": 264,
	"mask_h": 264
},
{
	"label": "bare ground",
	"instance_id": "obj_2",
	"mask_svg": "<svg viewBox=\"0 0 264 264\" xmlns=\"http://www.w3.org/2000/svg\"><path fill=\"white\" fill-rule=\"evenodd\" d=\"M3 1H4V0H3ZM6 1H8V0H6ZM19 1H21L20 3H23V4L28 3V4H26L27 6L29 5V2H26V1H28V0H25V3L22 2V0H19ZM29 1H30V0H29ZM31 1H32V0H31ZM52 1H53V0H52ZM55 1H57V0H55ZM59 1H61V0H59ZM59 1H58V2H59ZM63 1H64V4H65V5H62V4L58 3V2H56V4H57V3L59 4V5L57 4V8L60 10V11H59L60 14H59V13H56V15L54 14V15L56 16L54 19L58 20L59 24L62 25L63 23L65 24V21L67 22V18H66V16H65L66 14L63 13V12H64V9L66 8V12L72 13L71 15L74 17V19H73L74 21H72V23L74 22V24H75V21L77 20L78 22L76 21V23L78 24V23H80V22H79V21H80V18L84 20L83 17H86V16L88 15V17H86V19H85L84 21H85V23H91L90 28L94 27V29H95V24H93V21H94L95 18L92 16V12H91V10L88 11V8L86 7L85 3H84V5H85L84 8H87V9L83 10V8H81V5L83 4L82 0H81L82 3H81V2L77 3L79 0H75L76 3H77V5H75V7H74V8L77 9V6L79 7L78 4H81V5H80V8L82 9V13H74V14H73V10H72V9H73V8H72V7H73L72 4L74 5L75 1H73V0H68L69 2H68L67 0H66V2H65V0H63ZM63 1H62L61 3H63ZM70 1H71L72 4L70 3ZM92 1H93V3H95L94 1H96V3H97L98 1H97V0H91V1L89 0V1H87V2H91L92 6H94V8H95V4H93ZM107 1H108V0H107ZM107 1L105 2V0H104V3H106V4H105V5H106V9L110 6V3H111V2H112V4L115 2V0H114V1L110 0V3H108V5H107ZM117 1L119 2V0H117ZM117 1H116V2H117ZM132 1H133V0H132ZM141 1H142V5H143V0H141ZM148 1H149V0H148ZM156 1H157V0H156ZM156 1H155V2H156ZM185 1H186V0H185ZM201 1H205V0H201ZM219 1H220V0H219ZM223 1H224V0H223ZM223 1L221 0L220 2H222V4L224 5V2H223ZM226 1H227V2L225 3V5H229L228 8H233V7H230V5H232V2H234V0H233L232 2H230L231 0H226ZM242 1H243V0H240L239 2H240L241 4H243ZM244 1L247 2L246 0H244ZM251 1H252V3H250V0H249V2H248V6H249L248 8H250V9H251V7L253 6V3L255 2V1L253 2V0H251ZM256 1H257V0H256ZM261 1H262V3H263V0H260V2H261ZM0 2H1V1H0ZM8 2H10V1H8ZM36 2H37V0H33V2H31V3H32V4H33V3L36 4ZM67 2H68V3H67ZM118 2L115 3V4H118ZM199 2H200V1H199ZM210 2H211V1H210ZM215 2H216V1H215ZM215 2H214V0H213L211 3H209L210 5L213 4L214 6L212 5L213 8H212V10H211V9H209V8H211V6L208 5L207 11H210V10H211V12L214 11V8L216 7ZM257 2H259V1H257ZM260 2H259V3H256V2H255V3L261 5ZM5 3H6V2H5ZM5 3H4V4H5ZM31 3H30V4H31ZM122 3H123V2H122ZM134 3L136 4L137 1H136V2H132L131 4H134ZM200 3H201V2H200ZM200 3H199V4H200ZM10 4H12V1H11ZM10 4H8V5H10ZM56 4H55V5H56ZM97 4H99V3H97ZM97 4H96V5H97ZM124 4H125V3H124ZM135 4H134V5H135ZM154 4L156 5V3H154ZM154 4H152V6H153ZM179 4H180V3H179ZM201 4H202V3H201ZM201 4H200V5H201ZM207 4H208V2H207ZM216 4H217V3H216ZM222 4H221V5H222ZM236 4H237V3H236ZM244 4H247V3H244ZM2 5H3V3H2ZM2 5H1V6H2ZM5 5H6V4H5ZM5 5H3L1 8L4 9L3 7H5ZM26 5H25V6H26ZM55 5H53V6H55ZM60 5H62V7H65V8H64V9H60L61 7H60V8L58 7V6H60ZM67 5L70 6V7H68ZM99 5H100V4H99ZM102 5H103V4H102ZM105 5L102 6V7H104V10L102 9V10H103V13L105 12ZM125 5H126V4H125ZM125 5H124V7H125ZM149 5H151V4H149ZM161 5H163V4H161ZM165 5H166V4H165ZM221 5H220V6H221ZM233 5H235V3H233ZM18 6L20 7L19 3H18ZM97 6H98V5H97ZM97 6H96V7H97ZM111 6H112V5H111ZM111 6H110V8H111ZM117 6H118V5H117ZM117 6L114 5V7L118 8ZM119 6H120V7L118 8V9H119L118 12H120V13H118V14H121V11L123 12V10H124L125 8H123V10H121V8H122L123 6H121V5H119ZM127 6H128V5H127ZM158 6H159V5H158ZM163 6H164V5H163ZM190 6H191V4H190ZM246 6H247V5H246ZM261 6H262V8L264 9L263 5H261ZM261 6H259V8H260ZM6 7H7V5H6ZM6 7H5V8H6ZM29 7H30V6H28V8H29ZM55 7H56V6H55ZM102 7H101V8H102ZM114 7H113V10H115V12L117 13V10L114 9ZM128 7H130V6H128ZM141 7H142V6H141ZM148 7H151V6H148ZM156 7H157V6H156ZM164 7H165V6H164ZM164 7H163V8H164ZM191 7H192V6H191ZM221 7H222V6H221ZM225 7H226V6H225ZM225 7H223V9H224ZM234 7H235V6H234ZM253 7H255V6H253ZM23 8H24V7H23ZM28 8L26 9L27 11H28ZM33 8L35 9V7H33ZM57 8H56V10H57ZM69 8H71V9H69ZM97 8H98V7H97ZM138 8H139V7H138ZM158 8H160V7H158ZM163 8H162V9H163ZM174 8H175V7H174ZM262 8H260V10H258V11H259V12L262 11V13H263ZM11 9H12V8H11ZM34 9H33V10H34ZM53 9H55V8H53ZM98 9H99V8H98ZM152 9H154V8H152ZM152 9H150V11H152ZM175 9H176V8H175ZM180 9H183V8H180ZM208 9H209V10H208ZM252 9H253V8H252ZM255 9H256V8H255ZM257 9H258V8H257ZM6 10H7V9H6ZM19 10H20V9H19ZM23 10H25V8H24ZM31 10H32V8H31ZM62 10H63V11H62ZM67 10H68V11H67ZM69 10H70V11H69ZM71 10H72V11H71ZM94 10H95V9H94ZM100 10H101V9H100ZM100 10H99V11H100ZM113 10L111 9V11L113 12V15L115 14V15L117 16L118 14L114 13ZM120 10H121V11H120ZM130 10H133V9H130ZM142 10H144L143 7H142ZM148 10H149V9H148ZM158 10H160V9H158ZM168 10L170 11V12H169V15H170L169 18H171L172 16L175 15V17H176V18L174 17L175 20H176V19H178V20L180 19V18L177 17V16H178L177 14H173V11L171 12L170 9H168ZM168 10H167V11H168ZM191 10H192V9H191ZM195 10H196V9H195ZM195 10H194V11H195ZM202 10H203V6H202ZM215 10H216V9H215ZM221 10H222V8H221ZM228 10H229V9H228ZM228 10H227V11H228ZM2 11H5V10H2ZM9 11H10V10H9ZM13 11H14V10H13ZM77 11H78V12H81V11H79V10H77ZM85 11H86V12H85ZM106 11L108 12V16H109V11H108V10H106ZM125 11H126V10H125ZM134 11H135V10H134ZM154 11H155V10H154ZM164 11H165V10H163V11H161V12H164ZM182 11H183V10H182ZM184 11H185V10H184ZM194 11H193V12H194ZM207 11L205 10V12H207ZM218 11H219V9H218ZM224 11H225V10H224ZM227 11H225V12L227 13ZM18 12H19V11H18ZM74 12H75V10H74ZM83 12H84V13H87V15L85 14V16L82 17V16H80V15H81V14L84 15ZM89 12H90V13H89ZM107 12H105L104 14L106 15ZM132 12H133V11H132ZM195 12H196V14H197V11H195ZM195 12H194V14H195ZM253 12H254V11H253ZM4 13H5V12H4ZM31 13H32V11H30V14H31ZM53 13H54V12H53ZM53 13H51V15H53ZM62 13H63L64 15H63ZM69 13H68V14H69ZM88 13H89V14H88ZM125 13H126V12H125ZM128 13L131 14V13L129 12V10H128ZM128 13H127V17H128ZM135 13H136V12H135ZM138 13H139V12H138ZM164 13H165V12H164ZM209 13H210V12H209ZM209 13H208V14H209ZM228 13H229V12H228ZM228 13H227V14H228ZM13 14H14V13H13ZM19 14H20V13H19ZM28 14H29V12H28ZM32 14H34V12H33ZM61 14H62L63 17L66 18V20H65L63 23H60V21H61L60 18L57 19L58 17H61L62 21L65 19V18H63V17L61 16ZM68 14H67V15H68ZM75 14H76V15H75ZM171 14H173V15L171 16ZM210 14H211V13H210ZM219 14H220L219 12L217 13V11H216V12L214 11V14L212 13V16L210 15V16H211L210 18H212V17L214 18V16H216V18H218V20H220V18H222L223 15L220 14V15H221V17H220ZM252 14H253V13H252ZM252 14H251V15H252ZM257 14H258V13H256V17L258 16ZM260 14H261V13H260ZM22 15H23V14H22ZM24 15H25V14H24ZM54 15H53V17H54ZM58 15H60V16H58ZM74 15H75V16H74ZM102 15H103V14H102ZM110 15H111V12H110ZM122 15H123V16H118V17H121V18L124 17L123 19L126 20V21H124L123 19L121 20V18H119L118 21H119V23L121 22V24H118V26L120 25L122 28H126L127 25H129V23H131L132 21H135V19L137 20V18H136L135 16H134L135 19H134V17L131 16L130 19L133 18V20H130L129 17H128V20H127V19L125 18V16H124V13H122ZM132 15H134V14H132ZM136 15H137V14H136ZM139 15H140V14H139ZM165 15H167V14L165 13ZM165 15H164V16H165ZM185 15H186V14H185ZM213 15H214V16H213ZM243 15H244V14H243ZM245 15H247V14H245ZM251 15H250V17H251ZM253 15H254V14H253ZM263 15H264V14H263ZM3 16H4V15H3ZM15 16H16V15H15ZM29 16H30V15H29ZM89 16H92L94 19H93L92 17L89 18ZM111 16H112V15H111ZM111 16H110V17H111ZM143 16H144V15H143ZM164 16H163V17H164ZM207 16H209V15H207ZM247 16H248V15H247ZM260 16H261V15H260ZM5 17H6V16H5ZM26 17H27V16H26ZM51 17H52V16H51ZM95 17H96V16H95ZM118 17H116V18H118ZM166 17H167V16H166ZM183 17H184V16H183ZM195 17H199V15H198V16H195ZM256 17H255V19H256ZM258 17H259V16H258ZM258 17H257V19H259ZM16 18L19 20V15H18ZM16 18H15V19H16ZM38 18L40 19V17H38ZM42 18H43V17H42ZM113 18H114V17H113ZM116 18H115V19H116ZM139 18H140V17H139ZM139 18H138V20H139ZM144 18H145V16H144ZM149 18H150V14H149ZM149 18L147 19V20H148L147 22L151 23L150 21H151L152 16H151L150 20H149ZM164 18H165V17H164ZM169 18L167 17V19H169ZM181 18H182V16H181ZM210 18L208 17V19L212 21V19H210ZM216 18H215V19H216ZM251 18H252V17H251ZM263 18H264V16H263ZM28 19H29V18H28ZM54 19H53V20H54ZM87 19H90V20L92 19V20H91V21H90V20L88 21ZM152 19H153V18H152ZM183 19H184V18H183ZM196 19H197L196 21H199L198 24H200V22H201L200 19H199V20H198V18H196ZM215 19H214V20H215ZM244 19H245V16H244ZM252 19H253V18H252ZM257 19H256V21H257ZM41 20H42V19H41ZM43 20H44V19H43ZM56 20H54V22H55ZM59 20H60V21H59ZM68 20H69V19H68ZM86 20H87L88 22H87ZM141 20H142V19H141ZM145 20H146V19H145ZM165 20H166V19H164V23H165ZM178 20H176V21L179 22ZM181 20H182V19H181ZM187 20H188V19H187ZM187 20H185V21L183 20L182 22H183V23L185 22V24H186V21H187ZM242 20H243V19H242ZM5 21H6V20H5ZM15 21H16V20H15ZM81 21H82V20H81ZM84 21H83V22H84ZM98 21H99V19H98ZM98 21H97V22H98ZM122 21H123L124 23H123ZM128 21H129V22H128ZM153 21H154V20H153ZM166 21H167V20H166ZM245 21H247V18L245 19ZM250 21L252 22V20H250ZM256 21L253 19V23L255 22V24H256V23L258 22V21H257V22H256ZM9 22H10V20H9ZM16 22H17V21H16ZM22 22H23V21H22ZM22 22H21V23H22ZM83 22H82V23H83ZM94 22H95V21H94ZM141 22H142V21H141ZM143 22H144V21H143ZM143 22H142V24H143ZM174 22H175V21H174ZM174 22H172V23H174ZM182 22H181V21L179 22V25L182 26L181 28H180V26H179V28H180L182 31L185 32V29H186V27H187L188 24H187V25H183ZM221 22H222V20L220 21V24L222 25ZM0 23H1V22H0ZM21 23H20V25H21ZM45 23H47V22L45 21ZM67 23H68L67 25H69V27H71L70 24H69V22H67ZM95 23H96V22H95ZM101 23H103V22H101ZM101 23H100V24H101ZM108 23H111V21L108 22ZM108 23H107V24H108ZM125 23H126V24H125ZM127 23H128V24H127ZM139 23H140V22H139ZM144 23H145V22H144ZM149 23L147 24L148 26H150ZM188 23H189V22H188ZM209 23L217 24L216 21H214V22H210V21H209ZM17 24H19V22H18ZM40 24H42V22H40ZM80 24H81V23H80ZM103 24H105V23H103ZM133 24H137V21H136L135 23H133ZM168 24H170V23H168ZM168 24H166V25H168ZM174 24L176 25V23H174ZM213 24H210V25H213ZM220 24L218 23V25H220ZM22 25H24V24L22 23ZM57 25H58V24H57ZM67 25H66V26H67ZM93 25H94V26H93ZM123 25H125L126 27L123 26ZM155 25H156V24H155ZM201 25H202V27H203V24H202V23H201ZM221 25H220V26H221ZM244 25H246V24H244ZM244 25H243V27H245ZM247 25H248V24H247ZM256 25H257V24H256ZM259 25L261 26V21H260V24H259ZM24 26H25V25H24ZM47 26H48V27H47ZM84 26H85V24H84ZM88 26H89V25H88ZM88 26H85V27H88ZM91 26H92V27H91ZM98 26H99V25H98ZM98 26H96V27H98ZM106 26H109V25H106ZM106 26H105V27H106ZM111 26H112V27H111ZM111 26H110V28H109V27H107V28L104 27V29L102 28V31L104 30L103 33H104V34H107L108 29H110V30L113 31V26H115V28L117 27L116 24H114V25L111 24ZM133 26H134V25H133ZM145 26H146V25H145ZM151 26H152V25H151ZM158 26H159V25H158ZM158 26H157V27H158ZM169 26H172V24H170ZM183 26H184V27H183ZM185 26H186V27H185ZM220 26H217L218 28L216 29V28H215L216 26L214 25V28H215V30H216L215 32H217L218 30H220V29H219V28H221ZM253 26H254V25H253ZM257 26H258V25H257ZM22 27H23V26H22ZM22 27H21V28H22ZM25 27H26V26H25ZM41 27H42V26H41ZM45 27H47L45 30L48 31V33H49V30H51V31L54 30V29H49V30H48V28H49V25H48V24H47V25L45 24ZM45 27H44V28H45ZM85 27H84V28H85ZM100 27H101V26H100ZM131 27H132V25H131ZM139 27H140V26H139ZM153 27H154V26H153ZM174 27H175V26H174ZM198 27H199V26H198ZM247 27H248V29L251 28V27L249 28V25H248ZM261 27H262V26H261ZM6 28H7V27H6ZM38 28L40 29V27H38ZM44 28H43V29H44ZM80 28H81V27H80ZM82 28H83V26H82ZM136 28H137V26H136ZM136 28H133V29L136 31L135 34H137V31L140 30V29L137 30ZM140 28H141V27H140ZM148 28H149V27H148ZM159 28H161V27H159ZM159 28H158V29H159ZM169 28H170V27H169ZM175 28H176V27H175ZM177 28H178V27H177ZM177 28H176V29H177ZM187 28H188V29H186V32H185V33L188 34V35H187L186 37L190 38V36H191L190 34H191V33H188V32H187L190 28H189V27H187ZM203 28H204V27H203ZM203 28H201V29H203ZM212 28H213V26H212ZM262 28L264 29V27H262ZM59 29H60V26H59ZM63 29H64V28H63ZM100 29H101V28H100ZM150 29L152 30V28H150ZM173 29H174V28H173ZM198 29H199V28H198ZM244 29H245V28H244ZM257 29H259V26H258ZM257 29H256V30H257ZM24 30H25V28H24ZM45 30H44V31H45ZM72 30H73V29H72ZM77 30H78V28H77ZM85 30L88 31V34H89V33L92 34V32H89L90 30H88V29H85ZM85 30L83 29V31H85ZM95 30L97 31L98 28L95 29ZM105 30H107V31H105ZM110 30H109V31H110ZM128 30H129V29H128ZM155 30H156V27H155ZM159 30H160V29H159ZM165 30H166V29H165ZM177 30H178V29H177ZM177 30H176V33H177ZM246 30H247V29H245L244 31H246ZM254 30H255V29H254ZM254 30H253V31H254ZM259 30H260V29H259ZM40 31H41V30H39V32H40ZM51 31H50V33H51V35H52V32H51ZM57 31H58V30H57ZM73 31H75V30H73ZM81 31H82V30H81ZM87 31H86V32H87ZM109 31H108V32H109ZM112 31H111V32H112ZM140 31H141V30H140ZM160 31H161V30H160ZM173 31H175V30H173ZM179 31H180V30H179ZM190 31H191V30H189V32H190ZM248 31H249V30H248ZM253 31H252V33H253ZM261 31H262V30H261ZM26 32H27V30H26ZM55 32H56V30H55ZM58 32H59V31H58ZM75 32H76V31H75ZM97 32H98V31H97ZM105 32H106V33H105ZM111 32H109V33H111ZM113 32H114V31H113ZM118 32H119V31H118ZM154 32H155V31H154ZM154 32L152 31V33H154ZM201 32L204 33V30H203V31L201 30ZM201 32H200V33H201ZM218 32H219V31H218ZM218 32H217V33H218ZM230 32H231V31H230ZM233 32H234V31H233ZM237 32H238V31H237ZM246 32H247V31H246ZM249 32H250V31H249ZM61 33H62V32H61ZM69 33H70V32H69ZM71 33H73V32H71ZM78 33H79V32H77V35H78ZM100 33H102V32L100 31ZM114 33H115V32H114ZM142 33H143V31H142L140 34H142ZM159 33H160V32H159ZM168 33H169V32H168ZM168 33H167V34H168ZM178 33H179V32H178ZM254 33H255V32H254ZM259 33H260V32H258V34H259ZM261 33H263V32H261ZM261 33H260V34H261ZM24 34H25V31H24ZM54 34H55V33H53L52 38L55 37ZM79 34H81V33H79ZM85 34H87V33H85ZM88 34H87V35H88ZM115 34H116V33H115ZM154 34H155V33H154ZM154 34H152V36H154ZM164 34H166V33H164ZM172 34H173V32H172ZM230 34H231V33H229V36H230ZM233 34L235 35L236 33L234 32ZM13 35H14V34H13ZM49 35H50V34H49ZM51 35H50V36H51ZM64 35H65V34H64ZM64 35H63V36H64ZM87 35H84V33L82 34V36H87ZM116 35L118 36V34H116ZM120 35H121V33L119 32V36H120ZM125 35L128 36V37H127L128 40H127L126 37H124V39L127 40V41H130V40H129V39H130V36L133 38L132 35H134V34H132V35H129V34H128V35H127V34L125 33ZM180 35L183 36L182 33H181V34L179 33V36H180ZM189 35H190V36H189ZM201 35H202V34H201ZM231 35H232V34H231ZM240 35H241V34L239 33V36H238V34H237V35H236L237 37H235V36H234V37L238 39V38L240 37ZM254 35H255V34H254ZM256 35H257V34H256ZM262 35H263V34H262ZM53 36H54V37H53ZM67 36H68V33H67ZM67 36H66V38H67ZM92 36L95 37L96 35L92 34ZM97 36H98V35H97ZM109 36H110V35H109ZM141 36H142V35H141ZM147 36H148V35H147ZM170 36H173V35H170ZM170 36H169V38H170ZM184 36H185V35H184ZM217 36H218V34H217ZM243 36H244V35L242 34L241 37H243ZM24 37H25V36H24ZM68 37H70V36H68ZM74 37H75V35H74ZM78 37H79V36H78ZM94 37H93V38H94ZM98 37H100V36H98ZM98 37H97V38H98ZM155 37H156V35H155ZM201 37H203V35H202ZM205 37H206V35H205ZM230 37H232V36H230ZM244 37H245V36H244ZM246 37H247L246 40H243V39H242L243 42L247 41V39H248L247 42H250V41H249L250 36L247 35ZM248 37H249V38H248ZM17 38H18V37H17ZM17 38H15V40H16ZM28 38H29V37H28ZM56 38H57V37H56ZM63 38H64V37H63ZM63 38H61V39H63ZM80 38H81V37H80ZM90 38H91V37H90ZM156 38H157V37H156ZM159 38H160V36H159ZM164 38H165V37H164ZM174 38H176V37H174ZM206 38H207V37H206ZM218 38H219V37H218ZM228 38H229V37H228ZM46 39H47V38H46ZM46 39H45V40H46ZM49 39H50V38H49ZM85 39H86V37H85ZM119 39H122V40H120V41H122V42H123V40H124V39L122 38V36H120ZM134 39H135V38H134ZM142 39H143V37H142ZM142 39H141V40H142ZM170 39H171V38H170ZM172 39H173V38H172ZM181 39H182V38H181ZM181 39H180V40H181ZM186 39H187V38H184L183 41L186 40ZM191 39H192V36H191L190 40H191ZM207 39H208V38H207ZM207 39H206V40H207ZM255 39L257 40L258 38H255ZM259 39H260V38H259ZM6 40H8V38H6ZM17 40H18V39H17ZM36 40H37V38L35 39V41H36ZM47 40H48V39H47ZM59 40H60V39H59ZM75 40H76V39H75ZM125 40H124V41H125ZM143 40H145V39H143ZM152 40H153V38H152ZM152 40H151V41H152ZM154 40H155V39H154ZM158 40H160V39H158ZM158 40H157L156 42H158ZM174 40H175V39H174ZM190 40H188V41H190ZM202 40L205 41V39H203V38H202ZM32 41H33V39H32ZM35 41H34V42H35ZM48 41H49V40H48ZM51 41H52V40H51ZM53 41H54V40H53ZM145 41H146V40H145ZM177 41H178V40H177ZM186 41H187V40H186ZM186 41H185V42H186ZM207 41H208V40H207ZM207 41H206V44H208V46H209V49H208V52H209V53H208V54L210 55V57H211V55L213 54L214 57H212V58H215V56H216L217 54H220V49H217V48L219 47V46H218L219 44L216 45V46H217V48H216V47H215V43H214L215 41H214L213 43H212V41H211V44H210V41H208L209 43H208ZM216 41H217V40H216ZM237 41H240V43L243 44V42L241 41V38H239ZM258 41H260V40H258ZM263 41H264V40H263ZM263 41H260V42L262 43V45H264V42H263ZM10 42H11V40H10ZM10 42L8 41V43L11 45L12 42H11V43H10ZM37 42H38V40H37ZM60 42H61V41H60ZM67 42H69V41H67ZM67 42H66V43H67ZM91 42H92V40H91ZM122 42H120V44H121ZM141 42H142V41H141ZM146 42H148V41H146ZM166 42L168 43L167 40H166ZM170 42H171V41H170ZM185 42H183V43H185ZM190 42H191V41H190ZM190 42H189V43L186 42V44H187V45H186V46H187L186 49H187V50H188V48H190V46H189V45H191ZM199 42H200V40H199ZM32 43H33V42H32ZM47 43L50 44V42H47ZM57 43H59V42H57ZM57 43H54V44H57ZM63 43H65V42H63ZM70 43H71V42H70ZM101 43H102V42H101ZM126 43H127V42H126ZM143 43H144V42H143ZM154 43H155V42H154ZM172 43H173V42H172ZM123 44H124V43H123ZM148 44H149V43H148ZM151 44H153V43H151ZM151 44H149V45H151ZM155 44H157V43H155ZM164 44H165V42H164ZM170 44H171V43H170ZM206 44H205V45H206ZM209 44H210L211 46H212V44H213V48L210 47ZM19 45H21V42L19 43ZM82 45H83V44H82ZM124 45H125V44H124ZM129 45H130V44H129ZM162 45H163V43H162ZM174 45H175V44H174ZM243 45H247L246 42H245V44H243ZM2 46H3V45L0 46V52H1V51H3V52L5 51L4 49H2V48H3ZM5 46H6V45H5ZM11 46H12V45H11ZM16 46H18V45H16ZM21 46H23V45H21ZM43 46L46 47L45 45H43ZM50 46H51V45H50ZM57 46H58V45H57ZM66 46H67V45H66ZM70 46H71V45H70ZM96 46H97V45H96ZM137 46H138V45H137ZM137 46H136V47H137ZM164 46L168 48L169 45H168V46L164 45ZM178 46H179V44H178ZM178 46H177V47H178ZM206 46H207V45H206ZM208 46H207V47H208ZM12 47H13V46H12ZM41 47H42V46H41ZM44 47H43V48H44ZM58 47H59V46H58ZM76 47H77V46H76ZM78 47H79V45H78ZM81 47H82V46H80L79 48H81ZM83 47H84V46H83ZM88 47H89V46H88ZM88 47H87V48H88ZM93 47H94V46H93ZM116 47L119 49V47L121 48L122 45H119V46H118V44H116ZM116 47H115V49H116ZM126 47H127V46H126ZM128 47L130 48V46H128ZM48 48H49V45H48ZM91 48H92V46H91ZM152 48H153V47H152ZM174 48H175V47H174ZM174 48H173V49H174ZM181 48H182V46H181ZM181 48H178V49H181ZM210 48H211V49H210ZM219 48H220V47H219ZM1 49H2V50H1ZM45 49H46V48H45ZM56 49H57V47H56ZM102 49H103V48H102ZM123 49H124V48H123ZM154 49H155V48L150 49V50H151V51H155ZM156 49H158V48H156ZM168 49H169V48H168ZM178 49H177V50H178ZM183 49H184V48H183ZM213 49H216V50L214 51V53H217L216 55L213 53V51H212ZM261 49H262V48H261ZM42 50H43V49H42ZM46 50H47V49H46ZM49 50H50V49H49ZM51 50H52V49H51ZM59 50H60V49H59ZM66 50H67V48H66L65 50H63V51L66 52ZM136 50H137V48H136ZM175 50H176V49H175ZM187 50H185V52H187ZM210 50L212 51V54L210 53V52H211ZM229 50H230V49H229ZM116 51H117V50H116ZM121 51H122V50H121ZM145 51H146V50H145ZM145 51L143 50V52H145ZM157 51H158V50H157ZM157 51H155V52L157 53ZM178 51H179V50H178ZM216 51H217V52H216ZM45 52H46V51H45ZM48 52H49V51H48ZM67 52H68V51H67ZM136 52H138V50L135 51V53H136ZM140 52H141V50H140ZM140 52H139V54H140ZM149 52H150V51H149ZM185 52H184V53H185ZM262 52H264L263 49H262L261 53H262ZM1 53H2V52H1ZM52 53H53V51H52ZM73 53H74V52H73ZM73 53H72V55L74 56ZM116 53H117V52H116ZM158 53H160V52H158ZM49 54H50V53H49ZM49 54H47V55H49ZM57 54H58V53H57ZM57 54H56V55H57ZM59 54H60V53H59ZM85 54H86V53H85ZM117 54H118V53H117ZM150 54H151V52H150ZM187 54H188V53H187ZM198 54H199V53H198ZM56 55H55V56H56ZM67 55H68V54H67ZM70 55H71V53H70ZM70 55H68L67 57H70ZM79 55H80V54H79ZM147 55L149 56V54H147ZM147 55H146V56H147ZM153 55H154V54H153ZM213 55H212V56H213ZM73 56H71V57H73ZM85 56H86V55H85ZM157 56H158V54H157ZM159 56H160V55H159ZM217 56H218V55H217ZM256 56H257V55H256ZM42 57H43V55H42ZM42 57H41V58H42ZM46 57H48V56H45V58H46ZM63 57H64V56H63ZM71 57L68 58V59H72ZM79 57H80V56H79ZM86 57H88V56H86ZM150 57H152V56H150ZM219 57H221V56H219ZM81 58H83V57H81ZM147 58H148V57H147ZM147 58H146V61H147ZM152 58H153V57H152ZM159 58H160V57H159ZM46 59H47V58H46ZM59 59H60V58H59ZM64 59H65V58H64ZM64 59H63V60H64ZM68 59H67V61H70V60H68ZM216 59L218 60V57H216ZM216 59H215L214 61H216ZM221 59H222V58H221ZM49 60L52 61V59H49ZM54 60H55V59H54ZM63 60H62V61H63ZM65 60H66V59H65ZM65 60H64V61H65ZM77 60H79V59H77ZM80 60H81V59H80ZM90 60H91V59H90ZM100 60H101V59H100ZM102 60H104V59H102ZM102 60H101V63H100L101 65H102ZM107 60H108V59H107ZM112 60H113V59H112ZM112 60H111V61H112ZM148 60H149V58H148ZM150 60H151L150 64L152 63V65H153V64H154V63H153L154 60H153V61H152V59H150ZM150 60H149V61H150ZM155 60H156V59H155ZM173 60H174V59H172V61H173ZM208 60H209V59H208ZM262 60H263V59H262ZM46 61H47V60H46ZM83 61H84V60H83ZM104 61H106V60H104ZM111 61L108 60V61H107L108 63L106 62V63L103 64L104 66L107 64V66H105V67H104V66L101 67V68H102V71L104 70L103 68H106V67H109V68H110V65L108 66V64H109ZM149 61H148V62H149ZM218 61H219V60H218ZM218 61H217V62H218ZM220 61H221V60H220ZM220 61H219V65H220L221 63H224V62H222V61H221V63H220ZM258 61H259V60H258ZM42 62L45 63V61H42ZM72 62H73V60H72ZM95 62H96V61H95ZM95 62H94L93 64H96ZM99 62H100V61H99ZM113 62H114V61H113ZM154 62H155V61H154ZM156 62H157V61H156ZM259 62H260V61H259ZM262 62H263V63H262ZM262 62H261V63L264 64V61H262ZM51 63H52V62H51ZM73 63H75V62H73ZM119 63H120V62H119ZM138 63H139V62H138ZM173 63H176V62L174 61ZM173 63H172V64H173ZM200 63H201V62H200ZM49 64H50V62H49ZM52 64H54V63H52ZM62 64H63V62H62ZM64 64H66V63H64ZM64 64H63V65H64ZM67 64H69V63H67ZM70 64H71V63H70ZM75 64H77V63H75ZM87 64H88V63H87ZM110 64H111V63H110ZM115 64H116V63H115ZM115 64H114V65H115ZM157 64H158V63H157ZM157 64H155V65H157ZM177 64H178V63H177ZM177 64H176V67L179 66V65H177ZM262 64H261V65H262ZM41 65L43 66V64H41ZM55 65H56V64H55ZM122 65H123V63H122ZM134 65H135V64H134ZM212 65H213V64H212ZM215 65H216V64H215ZM223 65H224V64H222L221 66H223ZM257 65H258V64H257ZM37 66H38V65H37ZM52 66H53V65H52ZM59 66H60V65H59ZM65 66H66V65H65ZM78 66H82V65L78 64ZM78 66H77V67H78ZM83 66H84V65H83ZM118 66L121 67L119 64H118V65H115V66H111V67L114 69V72H115V68H117ZM136 66H137V65H136ZM173 66H175V65L173 64ZM182 66H183V64L181 65V67H182ZM197 66H198V65H197ZM199 66H200V65H199ZM199 66H198V68H199ZM246 66H247V64H246ZM248 66H249V65H248ZM259 66H260V64H259ZM259 66H258V67H259ZM262 66H263V65H262ZM45 67H46V66H45ZM45 67H44V68H45ZM50 67H51V66H50ZM92 67H93V66H92ZM114 67H115V68H114ZM214 67H216V66H214ZM40 68H41V67H40ZM85 68H86V67H85ZM87 68H88V67H87ZM87 68H86V70H87ZM112 68H111V69H112ZM133 68H134V67H133ZM145 68H146V67H145ZM204 68H205V67H204ZM249 68H250V66H249ZM249 68H248V69H249ZM263 68H264V67H262V69H263ZM61 69H62V68H61ZM67 69H68V73H69V72H70L69 69H72V68L69 67V65H68V68H67ZM74 69H75V67H74ZM78 69H79V67H78ZM88 69H89V68H88ZM92 69H93V68H92ZM92 69H91V70H92ZM119 69H121V68H119ZM119 69H118V73H119V74H120V72H122V75L125 74V76H124V75H123V76L120 75V76H122V78H123V77L125 78V77L127 76V79H128V75H129V74L127 75V71H126L125 73H124L123 71H120V72H119ZM122 69H123V67H122ZM122 69H121V70H122ZM155 69H156V68H155ZM238 69H240V68H238ZM250 69H251V68H250ZM42 70H43V68H42ZM45 70H46V69H44V71H45ZM56 70H57V69H56ZM59 71H60V69H59ZM72 71H73V70H72ZM74 71H76V70H74ZM107 71H108V70H107V68H106V73H107ZM130 71H131V70H130ZM130 71H128V73H130ZM238 71H239V70H238ZM259 71H261V70H259ZM62 72H64V70L61 71V74H62ZM76 72H77V71H76ZM95 72H96V71H95ZM138 72H139V71H138ZM158 72H159V71H158ZM158 72H157V73L155 72V74H158ZM240 72H241V71H240ZM240 72H238V74H239ZM43 73H44V72H43ZM57 73L60 74V72H57ZM101 73H104V72H101ZM109 73H110V72H108L107 75H106V74H104V75L110 77V76H109ZM118 73L116 72V74H118ZM133 73H134V72H133ZM159 73H160V72H159ZM177 73H178V72H177ZM252 73H253V72L251 71L250 74H252ZM15 74H16V73H15ZM70 74H72V72H71ZM73 74H74V73H73ZM79 74H80V73H79ZM130 74H131V73H130ZM254 74L256 75V73H254ZM262 74H263V72H262ZM16 75H17V74H16ZM45 75H46V74H45ZM65 75H66V74H65ZM81 75H82V74H81ZM102 75H103V74H102ZM102 75H101V76H102ZM110 75H111V74H110ZM131 75H132V74H131ZM133 75H134V74H133ZM248 75H249V74H248ZM257 75H258V77L260 76L259 73H258ZM50 76H51V75H50ZM75 76H76V75H75ZM82 76H83V75H82ZM105 76H103V77H105ZM137 76H138V75H137ZM182 76H183V75H182ZM184 76H185L186 79H187V77H188L187 80L191 79L190 75H184ZM232 76H233V75H232ZM236 76H237V75H236ZM238 76H239V75H238ZM251 76H252V75H251ZM9 77H10V76H9ZM60 77H61V76H60ZM60 77H57V78L59 79ZM66 77H67V76H66ZM141 77H142V76H141ZM151 77H152V76H151ZM189 77H190V78H189ZM248 77H249V80L252 79V78H250V75H249ZM255 77H257V76H255ZM14 78H15V75L13 76V79H14ZM46 78H48V77L46 76ZM49 78H51V77H49ZM63 78L65 79V77L60 78V79H61V80H60L61 83H63V81H65ZM71 78H72V76H71ZM124 78H123V80H125V81H122V79H121V81L125 83V86L123 85V83H120V82H121L120 80H118V79H116V80H118V82L120 83V85L122 84V86H124L125 89H126V88H128V87H126V85H127V84H126V83H127L126 80H127V79H124ZM129 78H131V77L129 76ZM173 78H174V76H173ZM177 78H179L178 80H180L182 77L180 78V76H179V77L177 76V77L174 78V79H177ZM244 78H245V77H244ZM10 79H11V77H10ZM15 79H16V78H15ZM55 79H56V77L52 78V80H55ZM58 79H56L57 83H58ZM68 79H69V77H68ZM79 79H80V78H79ZM81 79H83V78H81ZM103 79H104V78H103ZM140 79H141V78H140ZM140 79H137V78H136V80H140ZM146 79H147V78H146ZM174 79H172V85H173V86H177V85H175V84H177V80H176V83L173 84ZM183 79H184V77H183ZM183 79H182V80H183ZM5 80H7V79H5ZM8 80H9V79H8ZM8 80H7V85H8ZM36 80H37V79H36ZM47 80H48V79H47ZM49 80H50V79H49ZM49 80H48V81H49ZM62 80H63V81H62ZM72 80H75V79H72ZM104 80H105V79H104ZM104 80H103V82H104ZM107 80L111 81V78H110V79L106 78V81H107ZM116 80H113V82L115 81V83H116V82H117ZM142 80H143V79H142ZM142 80H141V81H142ZM152 80H153V79H152ZM184 80H185V79H184ZM187 80H185V82H186ZM257 80H259V78H258ZM11 81H12V80H11ZM16 81H17V80H16ZM18 81H19V80H18ZM67 81H68V80H67ZM67 81H65L64 83H67ZM69 81H71V80L69 79ZM109 81H107V83H110ZM144 81H145V80H144ZM146 81L148 82V80H146ZM189 81H191V82H190V85H192V81H193V79H191V80H189ZM200 81H201V79H200ZM253 81H254V80H253ZM253 81H251L252 84H250V85H252V87H253V85H254ZM19 82H20V81H19ZM36 82H37V81H36ZM52 82H53V81H52ZM60 82H59V83H60ZM73 82H74V81H73ZM103 82H102V83H103ZM137 82H138V81H137ZM180 82H182V81L180 80ZM187 82H188V81H187ZM193 82H194V81H193ZM246 82H247V81H246ZM246 82H245V83H246ZM249 82H250V81H249ZM254 82H255V81H254ZM12 83H13V82H12ZM16 83H17V82H16ZM57 83H56V85H57ZM64 83H63V84H64ZM70 83H72V81L69 82V83H67V85H66V84H64V85L62 84V87H61V88L64 89L63 86H65V87H66V86H68V87L72 86V87H70V90H72L71 88H73V83H72V84H70ZM74 83H75V82H74ZM84 83H86V82H84ZM102 83H101L100 85H102ZM105 83H106V82H105ZM107 83H106V84H107ZM140 83H141V82H138L139 85H140ZM156 83H157V82H156ZM183 83H184V82H183ZM195 83H196V82H195ZM195 83L193 84V87H192V88L194 89V87L197 86L198 88L196 87V90L200 91V90H199V86H198V85H195ZM255 83H257V82H255ZM261 83H262V82L260 81V84H261ZM10 84H11V83H9V85H10ZM51 84H52V83H51ZM51 84H48V85L50 86ZM53 84H54V82H53ZM68 84H70V86H69ZM88 84H89V83H88ZM141 84H142V83H141ZM143 84H144V83H143ZM147 84H149V86L151 85L150 82L147 83ZM147 84H145V86H146ZM180 84H182V83H180ZM258 84H259V83H258ZM260 84H259V85H260ZM12 85L15 86L14 84H11L9 87L12 88V89L8 88V86H5V87L9 90V93H10V90H13V89L15 90V88H14ZM100 85L98 84V86H100ZM178 85H179V83H178ZM183 85H184V84H183ZM187 85H189V82L187 83ZM190 85H189V86H190ZM256 85H257V84H256ZM256 85H255V86H256ZM19 86H22V85L19 84ZM51 86H52V85H51ZM51 86H50V89L53 90L54 87L51 88ZM54 86H55V85H54ZM74 86H75V85H74ZM90 86H91V85H90ZM94 86H95V85H94ZM98 86L96 85V87H94V88H95V91L97 90L96 88H98ZM114 86H115V85H113V87H114ZM147 86H148V85H147ZM147 86H146V87H147ZM152 86H153V85H151V86L149 87V89L151 88V90H148V87H147V88H146V87L144 88L143 85H142V87L145 89L144 91L147 90V93L149 92L148 94H150V93L153 92V91H152V88H153ZM189 86H188V87H189ZM245 86H246V85H245ZM255 86H254V87H255ZM262 86H263V84H262ZM68 87H67V88H68ZM101 87H102V86H101ZM124 87H119L120 89L122 88L121 91H122L123 94H124L125 91H126L125 89H123ZM181 87H183V86H181ZM185 87H186V86H185ZM246 87H247V86H246ZM259 87H260V86L257 87V90L260 89ZM6 88H4V90H5V91H8ZM37 88H38V87H37ZM55 88L58 89L57 87H55ZM55 88H54V89H55ZM61 88H59V89H60L59 91H58V90L56 91V92H58V95L60 94V96H58L57 93L55 92V93H56L55 96L57 95L58 100L61 99V95H62V96L65 95L66 97L69 98L70 95L67 96L68 94H66V93H69V92H67V89H65V90H66V91H65L66 93H65L63 90H61ZM119 88H117V89H119ZM179 88H180V87H179ZM244 88H245V87H244ZM255 88H256V87H255ZM0 89H1V88H0ZM56 89H55V90H56ZM68 89H69V88H68ZM76 89H77V88H76ZM76 89H73V90H75V92L77 91V93L80 92L79 89H77V90H76ZM154 89H155V88H153V90H154ZM157 89H158V88H157ZM174 89L176 90V89H178V88H177V87H176V88L174 87ZM174 89H173V90H174ZM185 89H186V88H185ZM193 89H192V90H193ZM14 90H13V91H14ZM39 90H40V89H39ZM48 90H49V89H48ZM52 90H51V91H52ZM88 90H89V89H88ZM123 90H124V92H123ZM129 90H130V89H129ZM168 90H169V89H168ZM186 90L188 91V89H186ZM190 90H191V88H190ZM244 90H245V89H244ZM25 91H27V90H25ZM60 91H62V92H64V93H60ZM68 91H69V90H68ZM132 91H133V90H132ZM179 91H180V90H179ZM179 91H178V92H179ZM183 91H184V89H183ZM183 91H182V92H183ZM254 91H255V90H254ZM16 92H17V90H15V93H14V94H13V93H10V94H12L11 96L15 97ZM19 92H20V91L18 90L17 94H18ZM75 92L73 91V93H75ZM126 92H127V91H126ZM169 92L171 93V92H172V89L169 90V91H167V93H169ZM182 92H181V91L179 92L180 95L182 94ZM189 92H190V91H189ZM257 92H258V91H257ZM9 93H8V94H9ZM40 93H41V92H40ZM87 93H88V92H87ZM127 93H128V92H127ZM147 93H145V94H147ZM154 93H155V91H154L153 94H152L153 97L150 96L153 100H154ZM170 93H169V95H170ZM176 93H177V90H176ZM186 93H187V92H186ZM186 93H184V94L187 95ZM2 94H3V93H2ZM17 94H16V97H18ZM19 94H21V93H19ZM28 94H29V93H28ZM84 94H85V93H84V90H83V92L80 93V95H84ZM94 94H96V93L94 92ZM94 94L92 93V95H94ZM106 94H109V92L106 93ZM184 94H182V95H184ZM194 94H195V92H194ZM24 95H25V97L27 96L26 93H25ZM29 95H30V94H29ZM37 95H38V94H37ZM72 95H73V94H72ZM74 95H75V94H74ZM76 95H77V94H76ZM125 95H126V94H125ZM169 95H167V96H169ZM178 95H179V94H177V96H176V94H175L176 98H173V100H176V101H177V97H178ZM180 95H179V96H180ZM182 95H181V96H182ZM185 95H184V96H185ZM200 95H202V94H200ZM211 95H212V94H211ZM5 96H6V95H5ZM65 96H64V97H65ZM85 96L87 97L86 94H85ZM85 96H84V97L80 96V97H82V98L84 99ZM107 96H108V95H107ZM126 96H128V95H126ZM129 96H130V95H129ZM195 96H196V95H195ZM7 97H10V95H7ZM7 97H6V98H7ZM19 97H20V96H19ZM28 97H29V96H28ZM31 97H32V96H31ZM50 97H51V95H50ZM59 97H60V98H59ZM66 97H65V99H66ZM71 97H72V96H71ZM71 97H70L69 99H71ZM75 97H76V96H75ZM130 97L132 98V96H130ZM173 97H174V96H173ZM186 97H187V96H186ZM186 97H185V98H186ZM192 97H194V96H192ZM192 97H189V96H188V98H192ZM196 97H197V96H196ZM198 97H200V96H198ZM23 98H24V96H23ZM32 98H33L34 100L32 101L31 105L33 104V106L36 107V108L32 107L33 109H37V110H38V111H35V112H36L35 114H36V116H37V112H41V110H42L43 108H45V107H43L44 105L42 104V109L40 108L41 106H39V108H37L38 105H39V103H37V104H38V105H37V104H36L37 101H35V98H34V97H32ZM68 98L65 100L66 102H68V101H67V100H69ZM88 98H89V97H88ZM102 98H103V97H102ZM102 98H101V100H102ZM202 98H203V97H202ZM202 98H201V99H202ZM16 99H17V98H16ZM16 99H15V100H16ZM20 99H22V98L20 97L19 99H17V101L19 100V102H20ZM27 99H28V98H27ZM29 99H30V98H29ZM55 99H57V98H55ZM63 99H64V98H63ZM63 99H61L60 103L62 102ZM79 99H80V98H79ZM86 99H87V98H86ZM89 99H90V98H89ZM103 99H104V98H103ZM181 99H182V98H181ZM181 99H180V101H181V102L184 101V103L186 104V101H185L186 99H185V100H183V99L181 100ZM193 99H195V97H194ZM196 99H197V98H196ZM201 99L199 98L198 100L200 101ZM7 100H8V99H7ZM7 100H6V102H7V103H6V106H7L8 108H11L10 110L12 111V113H11V111L9 112L8 116H9V115H12V116H13L15 113H20V114H21V110H19L20 112H17V111H18V109H21V107H23V106L21 105L23 101L20 102L21 104L18 103L21 107H20V108L17 107L18 109H17V111L15 112V110H14L13 107H12V105H10V102L8 103ZM10 100L12 101L13 99H9V101H10ZM22 100H23V99H22ZM24 100H25V99H24ZM80 100H81V99H80ZM101 100H99V101L101 102ZM104 100H106V99H104ZM144 100H145V99H144ZM164 100H165V99H164ZM173 100H171V98H170V100H168V101H170V102H168V101L165 100V103H166V104L163 103L164 101L161 102L162 105H163L162 108H164V107H169V106L171 105V104H169V103H171V102L173 103V102H174ZM198 100H196V101L193 100V101H194V102H197ZM202 100H203V102H206L204 98H203ZM202 100H201V101H202ZM34 101H35V105H34ZM69 101H70V100H69ZM77 101H79V100H77ZM99 101H98V102H99ZM108 101H109V99H108ZM110 101H111V100H110ZM148 101H149V100H147L146 102L143 101V103H146V105H147V104H149ZM176 101H175V102H176ZM178 101H179V100H178ZM178 101H177V103H180V102H178ZM189 101H191V100H189ZM14 102H15V101H14ZM28 102H29V101H28ZM71 102H73V101H71ZM71 102H69V103H71ZM81 102H82V100H81ZM83 102H84V103H83ZM83 102H82V104L87 103L86 100L83 101ZM106 102H107V100H106ZM130 102H133V100L130 101ZM140 102H141V100H140ZM147 102H148V103H147ZM150 102H151V100H150ZM152 102H153V101H152ZM167 102H168V105H167ZM3 103H4V102H3ZM16 103H17V102H16ZM16 103H15V104H16ZM23 103H25V102H23ZM60 103H58V104H60ZM63 103H64V104H62V105H65V102H64V101H63ZM73 103H74V102H73ZM143 103L141 102V103L139 104V106H138V109H136V111H138L139 116H140V113H139V112L141 111L140 106L142 107ZM161 103H160V104H161ZM184 103H181L180 105L183 107L182 104H184ZM188 103H189V102H188ZM191 103H193V102H191ZM4 104H5V103H4ZM7 104H9L10 106L7 105ZM26 104H27V103H26ZM88 104H89V103H88ZM105 104H106V103H105ZM108 104H110V102H109ZM132 104H133V103H132ZM152 104H153V103L149 104V106H150V105H151V107L153 106V108L150 107V109H154V105H152ZM164 104H165V105H164ZM173 104H174V103H173ZM175 104H176V103H175ZM175 104H174V105H175ZM202 104H203V103H202ZM207 104H208V103H207ZM207 104H206V106L209 105V104H208V105H207ZM214 104H215V103H214ZM214 104H213V105H214ZM217 104H219V103H216V105H217ZM16 105H17V104H16ZM36 105H37V106H36ZM80 105H81V104H80ZM80 105H79V106H80ZM86 105H87V104H86ZM86 105H82V106H86ZM101 105H102V104H101ZM111 105H114V104H111ZM115 105H116V104H115ZM144 105H145V104H144ZM146 105H145V107H146ZM166 105H167V106H166ZM174 105H172V106L174 107ZM178 105H179V104H178ZM192 105H193V104H192ZM198 105H199V104H197V106H198ZM211 105H212V104H210V106H211ZM213 105H212V106H213ZM29 106H30V104H29ZM59 106H60V105H59ZM67 106H68V105H67ZM102 106H105V105L103 104ZM159 106H161V105H159ZM176 106H177V105H176ZM176 106H175V107H176ZM184 106H185V105H184ZM188 106H189V104H188ZM188 106H187V104H186V107H188ZM195 106H196V105H195ZM195 106H194V107H195ZM200 106H202V105H200ZM200 106H199V107H200ZM4 107H5V106H4ZM4 107H3V110L6 108V107H5V108H4ZM24 107H25V106H24ZM65 107H66V106H65ZM99 107H100V106H99ZM109 107H111V106H109ZM143 107H144V106H143ZM143 107H142V108H143ZM182 107H181V109H182ZM186 107H185V108H186ZM208 107H209V106H208ZM208 107H207V109H208V111H209V109H211V107H209V108H208ZM214 107H215V106H214ZM226 107H227V106H226ZM25 108H26V107H25ZM32 108L29 109V107H28L29 110H31ZM107 108H108V105H107ZM111 108H112V107H111ZM111 108H109V109H111ZM147 108H148V107H147ZM147 108H145V109L143 108V110L145 111V113L141 112L142 115L144 114V115H143V119H144V116L147 115V114H146V112H147V110H148ZM188 108H191V106L188 107ZM203 108H204V107H203ZM223 108H224V107H222V109H220V111L224 110ZM1 109H2V106H1ZM28 109L26 108V110H28ZM39 109H41V110H39ZM82 109H83V108H82ZM85 109H86V108H85ZM139 109H140V111H139ZM146 109H147V110H146ZM150 109H149V110H150ZM170 109H171V107H170ZM178 109H179V108H178ZM200 109H201V107H200ZM207 109L205 108V110H206L205 112H207ZM213 109H215V108H213ZM217 109H218V107H217ZM232 109H233V108H232ZM3 110H1V111H3ZM22 110L24 111V108H22ZM29 110H28V111H29ZM70 110H72V109H70ZM149 110H148V111H149ZM163 110L165 111L164 114H165V116H166V114H167V112H168V111H166V110H169V109L164 108ZM163 110L160 109L161 112H160V111H159V112L162 113V112H164ZM171 110H172V109H171ZM171 110H170V111H171ZM173 110H176V108H174ZM179 110H180V109H179ZM195 110H196V109H195ZM215 110H216V109H215ZM215 110H214L213 112L216 114V111H215ZM218 110H219V109H218ZM227 110H228V109H227ZM1 111H0V112H1ZM23 111H22V114L24 115L26 111H25L24 113H23ZM43 111H45V110H43ZM43 111H42V112H43ZM46 111H49V109L47 108ZM46 111H45V112H46ZM50 111H51V110H50ZM50 111L47 113V114H49V115L45 116L46 114H45V115L43 114V115H44L43 117H48V116L53 117V116L51 115V114H53V113H52V111H51V113H50ZM74 111H75V108H74ZM84 111H85V110H84ZM130 111H131V110H130ZM153 111H154V110H153ZM184 111H185V110H184ZM188 111H189V110H188ZM190 111H191V109H190ZM198 111H199V109H198ZM202 111H203V113L205 114L204 110H202ZM211 111H212V110H211ZM232 111H233V110H232ZM4 112H5V111H4ZM29 112H30V111H29ZM31 112H33V111H31ZM31 112H30V113H31ZM42 112H41V113H42ZM72 112H73V111H72ZM75 112H78V111H75ZM128 112H129V111H128ZM128 112H127V113H128ZM131 112H132V113H131ZM131 112H129V115H132L133 112L136 113V115H137V112H135V111H131ZM173 112H174V111H173ZM173 112H172V113H173ZM176 112H177V110H176ZM179 112H180V111H179ZM182 112H183V110H182ZM192 112H193V111H192ZM199 112H200V111H199ZM223 112H224V111H222L221 115L223 114ZM13 113H14V114H13ZM27 113H28V112H27ZM43 113H44V112H43ZM70 113H71V112H70ZM79 113H82V112H79ZM79 113H78V114H79ZM147 113H148V112H147ZM150 113H151V111H150ZM160 113H158V114L164 116V114H160ZM172 113H171V114H172ZM189 113H190V112H189ZM189 113H188V114H189ZM210 113H211V112H210ZM217 113H218V112H217ZM224 113H225V112H224ZM227 113H228V111H227ZM227 113H225V114H227ZM229 113H230V111H229ZM229 113H228V114H229ZM0 114H1L0 117L3 116V115H5V113L3 114V112L0 113ZM2 114H3V115H2ZM38 114H39V113H38ZM103 114H104V113H103ZM148 114H149V113H148ZM168 114H170V112H169ZM176 114H177V113H176ZM176 114H175V116L177 117ZM197 114H198V112H197ZM212 114H213V113H212ZM215 114H214V115H215ZM225 114H223V116H224ZM231 114L233 115V112H232ZM15 115H16V114H15ZM25 115H26V114H25ZM28 115H29V114H28ZM39 115H40V114H39ZM69 115H70V114H69ZM72 115H73V114H72ZM72 115H71V116H72ZM106 115H108V113L105 114V115H103V116H106ZM134 115H135V114H134ZM134 115L131 116L130 121H129V122H130V125L133 126V127H132L133 129L131 128V126H128V129L126 130V132H127V133L129 132V134H130L131 132H133V131H128V130H129V127H130V130H135V133H136V135H137L136 137H137L138 140L141 139V138H142V139H146V137H147L146 141H144L145 143L142 142V141H143L142 139H141L140 141L143 143V144H142L143 147H144V145H145L144 148H146V147L148 148V147H149V148L146 149V150H149L150 155H149V156H147L146 154H143V155H145L146 158L149 157L148 160H151V161H152V158H153V156H154V154H153V156H152V153H154V152L156 153V151H153L154 148H155V150H156V149H159V148H156L157 141L154 143L153 140H148V139H150V138H152V137H153V139H154V138H156V137H158V136H155V134H154L155 137H154V136L151 137V134L154 133V132H153V130L151 129L152 132L150 133L149 128H153V129H154V128H155L154 126H156V125H154V123H152L153 125L150 127V126H149V123H148V125H147V124H146V125L149 126V128H148L147 126H145V127H146V128H145V127H144L145 124L141 123V122L143 121V119H142V121H141V119H140V117H139V119H140V122H139L140 125H139V123H137L136 120H134V122H136L138 126H141L142 128H141V127L139 128L138 126H136V127H138L139 129H142V130L139 131L138 128H137V130H136V127H135L136 124L134 125V123H133V124L131 123L132 119H136V118H137V117L134 116ZM149 115H150V114H149ZM173 115H174V114H173ZM178 115H179V114H178ZM237 115H238V113H237ZM12 116L10 117L11 119H12ZM17 116H19V115L17 114L16 117H17ZM21 116H22V115H21ZM33 116H34V113H33ZM36 116H35V117H36ZM40 116H41V115H40ZM71 116H70V117H71ZM80 116H81V114H80ZM100 116L103 117L102 115H100ZM133 116H134V118H133ZM137 116H138V115H137ZM162 116H161L162 119L160 118L161 120H160V119H158V120H160V121H167V120H169V121H170V122H169V125H170L171 120H173L172 118H173L174 116L172 117V115H171V116H168V115H167V116L165 117V119H163ZM190 116H191V114H190ZM205 116H206V115H205ZM223 116H222V117H223ZM14 117H15V116H14ZM14 117H13V119H14ZM28 117H29V116H28ZM28 117H27V119H28ZM51 117L49 118V121H50V126H52V127L48 126V128L50 127V128H53V129H54V128L57 126V123L55 122V120H54L53 118H52V120H50ZM54 117H55V116H54ZM106 117H107V116H106ZM135 117H136V118H135ZM169 117L171 118V120L169 119ZM176 117H175V118H176ZM181 117H182V116H181ZM186 117H189V116H186ZM196 117H198V116L196 115ZM203 117H204V116H203ZM211 117H212V118H215V117L212 116V115H211ZM211 117H210V118H211ZM218 117H219V116H218ZM218 117H216V118H218ZM5 118H7V116H6V117H5V116L3 117V119H5ZM8 118H9V117H8ZM17 118H18V117H17ZM41 118H42V117H41ZM107 118H108V117H107ZM127 118H128V117H127ZM127 118H126V119H127ZM158 118H159V116H158ZM166 118H168V119H166ZM175 118H174V119H175ZM177 118H178V117H177ZM177 118H176V119H177ZM193 118H194V117H193ZM199 118H200V117H199ZM210 118H209V119H210ZM227 118H228V117H227ZM230 118H231V117H230ZM232 118H233V116H232ZM3 119H2V121H3ZM11 119H10V120H11ZM13 119H12V121H13ZM24 119H25V118H24ZM31 119H32V118H30V121H31ZM46 119H47V118H45V120H46ZM55 119H56V118H55ZM97 119L100 120V118H97ZM137 119H138V118H137ZM139 119H138V121H139ZM146 119H147V116H146ZM181 119H182V118H181ZM184 119H185V118H184ZM200 119H202V118H200ZM206 119H208V118H206ZM218 119L221 120L220 117H219ZM19 120H21V119H18L17 122H20V123H21V121H19ZM25 120H26V119H25ZM37 120H38V119H37ZM39 120H40V119H39ZM45 120L42 119L41 121H42V122H43V121L45 122ZM99 120H98V123H97L96 125L94 124V126H93L91 129L89 128V130H86V131H87V132H93V133L95 134V133L98 131V128H97V127H98V124H99V129H102V128L104 127L105 124H103L102 126H100L101 123H103V121H102L103 119L101 118L100 123H99ZM106 120H107V119H106ZM127 120H128V119H127ZM147 120H149V119H147ZM151 120H153V117L151 118ZM177 120L179 121V120H180V117H179V119H177ZM177 120H176V121H177ZM212 120H213V119H212ZM212 120H211V121H212ZM215 120L217 121V119H215ZM215 120H213V121H215ZM220 120H219V121H220ZM224 120H226V119H224ZM4 121H5V120H4ZM8 121H9V120H8ZM8 121H7V125H9V126L14 122V121H13L12 123L9 122V123H10V124H9ZM15 121H16V120H15ZM26 121H27V120H26ZM26 121H25V122H26ZM49 121H48V119H47L46 123H47V122L49 123ZM52 121L55 122V123H53ZM154 121H155V118H154ZM174 121H175V120H174ZM178 121H177V122H178ZM184 121H185V120H184ZM187 121H188V120H187ZM187 121H186V122H187ZM191 121H193V119H192ZM196 121H197V120H196ZM208 121L210 122V120H208ZM226 121H227V120H226ZM228 121H229V120H228ZM22 122H23V121H22ZM27 122H28V121H27ZM35 122H36V120H35ZM39 122H40V121H39ZM42 122H41V123H42ZM44 122H43V123H44ZM145 122H147V121H145ZM145 122H144V123H145ZM151 122H153V121H151ZM151 122H150V123H151ZM172 122H173V121H172ZM186 122L184 123L183 126L188 127V126H187V123H188V122H187V123H186ZM202 122H203V121H202ZM206 122H207V120H206ZM230 122H231V121H230ZM0 123H1V122H0ZM5 123H6V121L4 122V124H5ZM23 123H24V122H23ZM23 123L21 124V126L25 127V126H26V123H25V126L23 125ZM41 123H39L40 125H39V124H38V125L41 126V127H43V129H46L48 123H47V124H45V123L43 124V123H42V125H41ZM52 123H53V125H52ZM161 123H162V122H161ZM173 123H175V122H173ZM173 123H171V124L174 125V126H177V125H175V124H173ZM194 123H195V122H194ZM197 123H198V121H197ZM216 123H218V122H216ZM142 124H143V126H142ZM176 124H178L179 127L182 126V125H180L179 123H176ZM185 124H186V125H185ZM188 124H189V123H188ZM205 124H206V123H205ZM218 124H219V123H218ZM227 124H228V122H227ZM14 125H16V124H13V127H14ZM18 125H19V124H18ZM27 125H28V124H27ZM34 125L36 126L37 124L35 123ZM38 125H37V126H38ZM43 125H44V126H43ZM48 125H49V124H48ZM128 125H129V124H128ZM191 125H192V123L190 124V126H191ZM196 125H197V124H196ZM196 125H195V126H196ZM202 125H203V124H202ZM222 125H223V124H222ZM5 126H6V124H5ZM35 126H34V127H35ZM37 126H36V129L33 127V128L35 129V130H33V132H32V130H31V128L29 127L30 130H29V129H28V130L30 131L31 136H32V133H34V131L37 130ZM59 126H60V125H59ZM115 126H116V125H115ZM115 126H114V128H116V130H117L119 127L117 128V127H115ZM124 126H125V125H124ZM178 126H177V127H178ZM231 126H232V125H231ZM11 127H12V126H10V128H11ZM13 127H12V128H13ZM17 127H18V126H17ZM41 127H39L40 129L38 130V132L41 131ZM95 127L97 128V131H96V128H95ZM125 127H126V126H125ZM134 127H135V129H134ZM143 127H144V128H143ZM160 127H161V126H160ZM163 127H164V126H163ZM177 127H174V128H177ZM186 127H185V128H186ZM197 127H198V126H197ZM225 127H227V126H225ZM225 127H223V128H225ZM228 127H229V126H228ZM10 128H9V129H10ZM19 128H20V127H19ZM19 128H18V129H19ZM26 128H27V127H26ZM48 128H47V129H48ZM50 128H49V130H51ZM93 128H95L94 130H95L96 132L93 130ZM112 128H113V127H112ZM112 128H111V129H112ZM165 128H166V127H165ZM188 128H189V127H188ZM193 128H194V124H193ZM205 128H206V127H205ZM9 129H8V131L10 132V135H12L13 132H11ZM13 129H15V127H14ZM147 129H148V130H147ZM196 129H197V128H196ZM206 129L208 130V128H206ZM215 129L217 130L218 128H215ZM1 130H2V129H1ZM23 130H24V131H23ZM23 130H22V131L25 133V132H26L25 129H23ZM55 130H56V128H55ZM55 130H54V132H56V131L59 130V129H57L56 131H55ZM90 130H91V131H90ZM121 130H122V128H121ZM121 130H120V131H121ZM123 130H125V128H124ZM123 130H122V131H123ZM145 130H146V132H145ZM154 130H156V129H154ZM159 130H160V129H159ZM173 130H174V129H173ZM186 130H188V129H186ZM191 130H193V129H191ZM191 130L189 129V131H191ZM216 130H215V131H216ZM230 130L232 131V128H231ZM230 130H227L228 133H232V132H233V131L230 132ZM2 131H3V130H2ZM17 131H18V130H17ZM20 131H21V130H20ZM47 131H48V130H47ZM52 131H53V130H52ZM114 131H115V130H114ZM118 131H119V129H118ZM138 131H139L140 133L142 132L141 134H145V135H144V136L141 135L140 133H138ZM162 131L164 132V129H163V128L160 130V133H161ZM210 131H212V130H210ZM215 131H214V132H215ZM223 131H224V130L222 129V133H223ZM14 132H15V130H14ZM43 132H44V130H42L40 133H43ZM59 132H60V131H59ZM76 132H77V131H76ZM126 132L123 131V134L126 133ZM212 132H213V131H212ZM15 133H16V132H15ZM15 133H14V134H15ZM20 133H22V132H20ZM20 133H19V137L21 136ZM24 133H23V134H24ZM27 133H28V132H27ZM40 133H39V134H40ZM60 133H61V132H60ZM71 133L73 134V132H71ZM116 133L118 134L119 132H116ZM127 133H126L125 135H127ZM137 133H138V134H137ZM149 133H150V135H149ZM160 133H159V131H158V134H160ZM173 133H174V132H172V134H173ZM14 134H13L12 136H14ZM34 134H35V133H34ZM34 134H33V135H34ZM36 134H37V132H36ZM36 134L34 135V137H36L37 135H39V134H37V135H36ZM47 134H48V132H47ZM50 134H51V133H50ZM50 134H49V135H50ZM89 134L92 135V133H89ZM96 134H97V133H96ZM129 134H128V135H129ZM131 134H132V133H131ZM133 134H134V133H133ZM133 134H132V135H133ZM139 134H140V135H139ZM168 134H169V133H168ZM179 134H182V133H179ZM17 135H18V134H17ZM27 135H28V134H27ZM27 135H26V136H27ZM43 135H45V133H44ZM43 135H42V136H43ZM55 135H56V137H57V135H58V131L55 133ZM73 135L75 136V133H74ZM78 135H79V134H78ZM78 135H77V136H78ZM121 135H122V134H121ZM125 135H122V136H121V139H120L121 141H117L118 139H117V138H114L115 140L117 139V140H116L117 143H116V141H114V140H112V141L109 142V143H111V145H112L113 143H115V147L113 148V149H115V150H112V148L110 147V148H111L110 151H112V155L115 153V156H116V157H115V156L113 157L112 155H110V157H111L110 159L117 158V157H118V156H117L118 154L116 155V153H117L118 151H120L121 153H122V151H123V153H125L124 151L126 150L127 153H128V154L130 153L129 155H131V156L133 155V154H131V152H132V151H133L132 153L135 152L136 149L133 148L134 143L132 142L133 140H135L134 137H133L134 139L131 140L132 144L129 143V144L132 145V148H133L134 150H132L131 145H129L130 148L128 149V145H127L128 143H126L127 148H126V149L123 148L124 150L122 149V147H126L125 144H124V145H120V146H122V147H119V144H118V143L122 144L124 141H126V142H127V141H130V140L128 139V137H126L127 140L125 139V140L123 141V139H124L123 137H125ZM132 135H131V136H132ZM152 135H153V134H152ZM226 135H227V134H226ZM226 135H224V136H226ZM229 135H230V134H229ZM231 135H232V134H231ZM231 135H230V136H231ZM39 136H40V135H39ZM39 136H38V138H39ZM42 136H41V137H42ZM52 136H53V135H52ZM77 136H75V137H77ZM79 136H80V135H79ZM92 136H93V135H92ZM94 136H95V138H96V135H94ZM129 136H130V135H129ZM133 136H135V134H134ZM138 136H140V137L138 138ZM142 136L145 137V138H143ZM173 136H174L175 138L177 137V135L175 136L174 134H173ZM173 136H172V138H174ZM222 136H223V135H222ZM232 136H233V135H232ZM9 137H10V136H9ZM41 137H40V139H42ZM43 137H44V139H45L46 135L43 136ZM48 137H49V136H48ZM58 137H59V135H58ZM60 137H61V136H60ZM60 137H59V138H60ZM104 137H105V136H104ZM107 137H108V136H107ZM115 137H117V135H116ZM119 137H120V136H119ZM148 137H149V138H148ZM160 137H161V136H160ZM160 137H159V138H160ZM179 137H181V135H180ZM226 137H227V136H226ZM11 138H12V137H11ZM32 138H33V136H32ZM46 138H47V137H46ZM50 138H51V137H50ZM53 138L56 139L55 136H54ZM77 138H78V137H77ZM122 138H123V139H122ZM129 138L132 139L131 137H129ZM188 138H190V137H188ZM197 138H198V137H196L195 139L197 140ZM14 139H15V138H14ZM35 139H36V138H35ZM54 139H52V140H54ZM57 139H58V138H57ZM78 139H79V138H78ZM78 139L76 140V138H75L76 143H77L78 141L81 140V139H79V140H78ZM137 139H136V141H137V143H138V140H137ZM157 139H158V138H157ZM161 139H162V138H160V141H161ZM180 139H181V138H180ZM22 140H23V138H22ZM24 140H26V138H25ZM30 140L33 141L32 139H30ZM42 140H43V139H42ZM47 140H48V139H47ZM52 140H49V141L47 142V144H48V143H52V142H53ZM154 140H155V139H154ZM193 140H194V139H193ZM199 140H203V139L201 138V139H199ZM199 140H198V141H199ZM27 141H29V139L26 140L24 143H26ZM38 141H39V140H37V142H38ZM50 141H51V142H50ZM113 141H114V142H113ZM136 141H134V142H136ZM150 141H151V142L153 141L152 144H151V143L149 144ZM160 141H159V142H160ZM165 141H166V140H165ZM175 141L179 142V140H177V139H175ZM34 142H35V141H34ZM34 142H33V143H34ZM42 142L44 143V141H41V143H42ZM54 142H55V140H54ZM60 142H61V141H60ZM80 142H81V141H80ZM80 142H79V145H82V144H83L84 146H85V143H87L86 141H85V143H83V141H82V144H81ZM121 142H122V143H121ZM141 142H139V144H141ZM162 142H163V141H162ZM199 142H200V143H199V146H200L201 141H199ZM12 143H13V142H12ZM12 143H11V144H12ZM17 143H18V139H17ZM28 143H29V142H28ZM38 143H40V141H39ZM45 143H46V142H45ZM61 143H62V142H61ZM66 143H67V142H66ZM146 143H147L148 145H147ZM197 143H198V142H197ZM18 144H19V143H18ZM18 144H17V145H18ZM116 144H118V145H117L118 147L116 146ZM139 144H136V143H135V146H134V147H137V146L139 147V146H140ZM158 144H159V143H158ZM193 144H194V143H193ZM208 144H209V143H208ZM19 145H20V144H19ZM40 145H41V144H40ZM43 145H44V144H42V146H43ZM52 145H54V146H52ZM52 145L50 144L49 148H51V147H54V148H55L56 143H53ZM57 145H59V142H58ZM66 145H67V144H66ZM66 145H64V142H63V145H61V146L66 147ZM83 145H82V146H83ZM111 145H110V146H111ZM136 145H137V146H136ZM181 145H182V144H181ZM203 145L205 146V143H203ZM13 146H14V145H13ZM23 146H24V145H23ZM42 146H41L42 151L44 152V154H46V152H45V150H43V147H42ZM59 146H60V145H59ZM142 146H140V148H143ZM150 146L152 147L153 150L151 149ZM153 146H154V148H153ZM161 146H162V145H160L159 147H161ZM182 146L186 147L185 144L182 145ZM182 146H179V147H182ZM191 146H193V145H191ZM199 146H198V145H194L195 148H193V149H196V148H198ZM33 147H34V146H33ZM33 147H32V148H33ZM45 147H47V146H45ZM71 147H72V146H71ZM108 147H109V146H108ZM163 147H164V145H163ZM177 147H178V146H177ZM201 147H202V146L199 147V148H200L199 151H201V152L198 151L199 153H203L202 151L204 150V147H202V148H201ZM207 147H208V146H207ZM207 147H205V148L207 149ZM210 147H211V149H213V144L210 143L209 148H210ZM228 147H229V146H228ZM228 147H226V145L224 146V148H228ZM10 148H11V147H10ZM27 148H29V147L27 146ZM41 148H40V149H41ZM54 148H51V149H54ZM61 148H63V147H61ZM116 148H118V151H116ZM169 148H170V147H169ZM216 148H217V147H215V149H216ZM35 149H36V147H35ZM37 149H39V148L37 147ZM40 149H39L38 151H41ZM51 149H49V150H51ZM56 149H57V148H56ZM56 149L54 150L55 153H56ZM59 149H60V148H59ZM121 149H122V151H121ZM127 149H128V150L131 149V151L128 152ZM137 149H138V148H137ZM161 149H162V147H161ZM161 149H160V150H161ZM187 149H189L188 146H187ZM201 149H202V150H201ZM206 149H205L204 151H206ZM215 149L213 150V154L215 153V157H216V152H218V154H220V152H222V151L219 152V151L217 150L216 152H214ZM217 149H218V148H217ZM228 149H229V148H228ZM27 150H28V149H27ZM27 150H26V151H27ZM33 150H34V148H33ZM140 150H141V149H140ZM140 150L138 149V150H136V151L140 152ZM142 150H143V151L140 152L141 155H142V153H145V150H144V149H142ZM24 151H25V150H23L22 153H24V155H25L26 151H25V152H24ZM28 151H29V150H28ZM35 151H36V150H35ZM42 151H41V152H42ZM113 151H114V152H113ZM152 151H153V152H152ZM170 151H171V150H170ZM208 151H209V150H208ZM211 151H212V150H211ZM31 152H32V151H31ZM36 152H37V151H36ZM51 152H53V151H50V153H51ZM60 152H61V150H60V151L58 150V153H60ZM63 152H64V150H63ZM89 152L91 153V150H89ZM106 152H107V150H106ZM120 152H118V153H120ZM151 152H152V153H151ZM157 152H158V151H157ZM174 152H175V151H174ZM187 152H188V151H187ZM209 152H210V151H209ZM209 152H208V153L205 152V154H210ZM225 152H227V150H225L224 153H225ZM34 153H35V152H34ZM37 153H39V152H37ZM47 153H49V152L47 151ZM58 153H57V154H58ZM78 153H80V152H78ZM78 153H77V154H78ZM104 153H105V152H104ZM121 153H120V154H121ZM123 153H122V155L119 154V157H120V158H121L122 156L124 157V155L128 157V154L126 155V153H125V154L123 155ZM5 154H6V156L9 155V154L6 153V152H5ZM7 154H8V155H7ZM27 154H28V152H27ZM32 154H33V153H32ZM32 154L30 153V155H32ZM40 154H41V155H40ZM40 154H39V156H41L40 160L44 158L42 163H44V160H45V159H46L45 161H47V159H48V161H51V160H49V158H51V157H48V158H47V157H42L44 154H42V153H40ZM60 154H61V153H60ZM186 154H187V153H186ZM218 154H217V155H218ZM225 154H226V153H225ZM227 154H228V153H227ZM227 154H226V155H227ZM30 155H29V156H30ZM33 155H34V154H33ZM35 155H36V153H35ZM35 155H34V158L31 160L32 162L30 161L29 164L27 163L28 160H30L28 157H27L28 160H25V162L27 161L26 163L24 162L23 159H22L23 161L21 160L22 162H24L25 165L27 164V165H28L27 168H28L29 170H30V168H31V169L33 170V172H35V171H34L35 168H36L35 165H37V168H38V166L42 167L45 163H46L45 166H46V165L48 166V164H49V163L47 164V162H45L44 164H42L41 162H39V163H40V164H39V163L37 162L39 165L36 164V158H35V157H37V156H35ZM37 155H38V154H37ZM46 155H47V154H46ZM46 155H45V156H46ZM48 155H49V154H48ZM48 155H47V156H48ZM50 155H51V154H50ZM54 155H55V154H54ZM143 155H142V156H143ZM25 156H26V155H25ZM27 156H28V155H27ZM39 156H38V157H39ZM142 156H141V157H142ZM155 156H156V155H155ZM177 156H178V155H177ZM181 156H182V155H181ZM181 156L179 155V158H180V159L183 158V157H181ZM186 156H187V155H186ZM189 156H190V155H189ZM203 156H205V155H203ZM206 156L209 157V155H206ZM213 156H214V155H213ZM213 156H212V154H211L210 157H213ZM222 156H223V152H222ZM224 156H225V155H224ZM8 157H9V156H8ZM8 157H7V158H8ZM32 157H33V156H32ZM53 157L56 158V156H53ZM84 157H85V156H84ZM102 157H103V156H102ZM108 157H109V156H108ZM127 157H125L126 160H128ZM129 157H130V156H129ZM137 157H138V156H137ZM150 157H151V158H150ZM174 157H175V156H174ZM208 157H207V158H208ZM215 157H214V158H215ZM217 157H218V156H217ZM7 158H6V159H7ZM22 158H25V157H22ZM76 158H77V161H78V162H79V160L81 159L80 156H79V154H78V157H77V155H76ZM76 158H75V156H74V158L72 157V159H76ZM79 158H80V159H79ZM104 158H105V157H104ZM130 158L133 159V156L130 157ZM134 158H135V157H134ZM189 158H193V159H194L195 157L190 156ZM20 159H21V158H20ZM20 159H18V161H19ZM25 159H26V158H25ZM72 159H71V161H73ZM121 159H122L121 162H120V160H118L120 163H124L123 161H126V160H124V158H121ZM132 159H129V161H127V163L125 162L123 165L121 164L122 167H123L122 170H121V172H122L123 175L121 174V172H119V171H120V167H119V166H120V163L117 162V160H115V159H114L115 161H113L114 163H113V166H112V168L114 167V169L106 170L107 173H110V170L113 171V172H111L110 174H111V177H113V178H111V179H113V181H115V183H116V181L118 180V179H117L118 177L123 178V177H125L126 173H127V175L129 174V173L127 172L128 170H125V169H128L129 167H134V166H133L134 163H135V166L137 167V164L141 161V160L139 159V157H138L137 159L135 158V159H136V162H137L138 159H139L138 163H136V162L134 161L135 159H133V161H134V162H133ZM144 159H145V158H144ZM180 159H178V160H180ZM208 159H210V158H208ZM216 159H219V157L216 158ZM11 160H12V159H11ZM33 160L35 161V164H34V165L31 164V163H34ZM37 160H38V158H37ZM40 160H38V161H40ZM53 160H54V159H53ZM53 160H52V161H53ZM57 160H59V158H57ZM148 160H147V161H148ZM153 160H154V158H153ZM182 160H183V159H181V161H182ZM184 160H185V159H184ZM184 160H183V161H184ZM188 160H189V159H188ZM191 160H192V159H191ZM196 160H197V159H196ZM214 160H215V159H214ZM221 160H222V159H221ZM21 161L16 163V165H17L16 168L19 166V163L21 164L19 167H22V168L25 167V165H24V167L22 166L23 164H22ZM54 161H55V160H54ZM81 161H83V160H81ZM130 161H132L133 164L130 163ZM145 161H146V160H145ZM157 161L159 162V160H157ZM166 161H170V160L168 159V160H166ZM181 161H179V167L181 166V165H180V164H181ZM217 161H218V160H217ZM217 161H216V162H217ZM8 162H9V161H8ZM55 162H56V161H55ZM55 162H53V163H55ZM115 162H116L117 167H118L117 169H116V167H115V166H116ZM148 162H150V161H148ZM148 162H147V166H148V164H149ZM155 162H156V161H155ZM184 162H185V161H184ZM198 162H199V161H198ZM53 163H52V164L50 163L51 166L53 165ZM70 163H72V162H70ZM79 163L82 164L83 162H79ZM79 163H78V165H79ZM118 163H119V165H118ZM150 163H151V162H150ZM153 163H154V162H153ZM217 163H218V162H217ZM30 164L32 165V167H31ZM41 164H42V166H41ZM81 164H80V165H81ZM125 164H127V165L130 164V165H128V166L126 165V167H125ZM131 164H132V165H131ZM144 164H145V163H144ZM144 164H143V166H144ZM154 164H155V163H154ZM166 164H168V166L170 167L169 162L166 163ZM176 164H177V163H176ZM176 164H175V166H176ZM182 164H185V163H182ZM197 164H199V166H201L200 164H202V163H197ZM225 164H226V163H225ZM12 165H13V164H12ZM27 165H26V166H27ZM29 165H30V167H29ZM80 165H79V166H80ZM141 165H142V164H141ZM149 165H150V164H149ZM160 165H161V164H159L158 167H159ZM191 165H192V164H191ZM193 165H194V164H193ZM204 165H206V164H203V166H204ZM47 166H46V167H47ZM51 166H50V167H51ZM104 166H105V169H106L107 164L104 165ZM104 166L102 165V168H103V169L101 168L100 165H99V166L97 165V167L94 166V168H95V169L97 168L98 171L95 170V169H92V170H93L92 173H96V172H97V175H100V171H101V174H102V176H103L104 173L102 172V170H105V169H104ZM108 166H110V165H108ZM145 166H146V165H145ZM13 167H14V166H13ZM19 167H18V169H19L20 171H22V170H21L22 168L20 169ZM43 167H44V166H43ZM50 167L48 166V169H50ZM77 167H78V166H77ZM77 167H76V169H77ZM98 167H100L101 170H100ZM124 167H125V168H124ZM153 167H154V166H153ZM155 167H156V164H155ZM162 167H163V166H162ZM184 167H186V168H184ZM189 167H190V166H189ZM192 167H193V166H192ZM16 168H15V169H16ZM33 168H34V169H33ZM44 168H45V167H44ZM52 168H53V167H52ZM52 168H51L50 170H52ZM109 168H110V167H109ZM147 168H148V167H147ZM147 168H146V169L144 168V169L141 170V171L143 172L144 170H147ZM151 168H152V167H151ZM159 168H160V167H159ZM159 168H156V170L158 171ZM163 168H164V167H163ZM163 168H162V169H163ZM165 168H166V169H165L166 171H169V170H167V169H168V168H167V165H165ZM187 168H188V167H187V164H186L185 166L183 165V170H185V169H187ZM12 169H13V168H12ZM24 169H25V168H24ZM24 169H23V171L21 172V174L25 172L24 175H26L27 178H26V177H22V178H23V179L26 178V179L29 180L30 178H32V177H29V176H31V174L28 173V170H27V169H25V171H24ZM45 169L48 170L47 168H45ZM78 169H79V167H78ZM78 169H77V170H78ZM88 169H89V168H88ZM123 169H124V172H123ZM154 169H155V168H154ZM169 169H170V168H169ZM178 169H179V168L177 167V170H178ZM190 169H191V168H190ZM193 169H194V168H193ZM195 169H197V168H195ZM13 170H14V169H13ZM77 170L75 171V173L77 172ZM94 170H95L96 172H94ZM116 170H117L116 173H120V174H121V175H119L118 177L115 175V174H116V173H115ZM139 170H140V169H139ZM172 170H174V169H172ZM210 170H211V168H210ZM9 171H10V173H11V169H10ZM17 171H18V170H17ZM26 171H27V172H26ZM37 171H38V170H37ZM125 171H126V172H125ZM137 171H138V170H137ZM159 171H160V170H159ZM15 172H16V171H13V172L11 173V174L14 173V175H13L14 177H15V175H16ZM39 172H40V171H39ZM104 172H105V171H104ZM142 172H141V173H142ZM154 172H155V171H153L152 175L155 174ZM201 172H202V171H201ZM16 173H17V172H16ZM27 173L30 174V175H27ZM35 173H37V172H35ZM75 173H74V174H75ZM112 173L114 174L113 176H112ZM158 173H159V172H158ZM161 173H163V171H161ZM17 174H19V171H18ZM74 174H73V175H74ZM110 174H109V175H110ZM124 174H125V175H124ZM146 174H147V172H146ZM156 174H157V173H156ZM24 175H23V176H24ZM68 175H70V174H68ZM75 175H76V174H75ZM75 175H74V176H75ZM94 175H95V174H94ZM109 175H108V176H109ZM117 175H118V174H117ZM157 175H158V174H157ZM16 176H17V175H16ZM39 176H41V175L39 174ZM122 176H123V177H122ZM28 177H29V178H28ZM86 177H87V176H86ZM86 177H85L86 180H84V181L86 182V181L89 179V180L87 181V183H86V184L88 185V184H90V178H88V177L86 178ZM126 177H127V179L129 180L128 176H126ZM126 177H125V179L123 178V179L121 180L122 182L120 181L121 178L118 180V182L120 181L119 183H121L122 185L119 184V183H117V184L115 185V183H113V182L111 181V179H110V181H111V183H112L113 185H115V186H118V184H119V186H124V184L126 185V182L128 181V180L126 181ZM144 177H145V175H144ZM151 177H152V176H151ZM46 178H47V177H46ZM52 178H53V177H52ZM74 178H75V177H74ZM115 178H116V179H115ZM149 178H150V176H149ZM147 179H148V178H147ZM20 180H21V179H20ZM28 180H27V181H28ZM47 180H49V181L51 182L50 178L47 179ZM70 180H71V179H70ZM91 180H92V179H91ZM106 180H107V181H106L105 183L108 182V179H106ZM124 180H125V181H124ZM148 180H149V179H148ZM155 180H156V179H155ZM49 181L46 182V184H47V185L45 184L46 186L43 184V186H44V187H47V189H46V188H43V189H44V193H45V195H46L45 198H47V195H49L48 198L50 199V194H48V192H49L48 190H49V188H51V186H50L51 183H49ZM92 181H93V180H92ZM92 181H91V183L94 182V181H93V182H92ZM161 181H162V179H161ZM182 181H183V180H182ZM19 182H20V181H19ZM69 182H70V181H69ZM88 182H89V183H88ZM154 182H155V181H154ZM41 183H42V182H41ZM123 183H124V184H123ZM127 183H129V182H127ZM135 183H136V182H135ZM135 183L133 182V184H132V185L134 186V188H136L135 185H137V183H136V184H135ZM48 184H49V185H48ZM95 184H96V181H95ZM101 184H102V183H101ZM130 184H131V183H130ZM153 184H154V183H153ZM87 185H86V186H87ZM90 185H91V184H90ZM103 185H104V184H103ZM103 185H102V186H103ZM128 185H129V184H128ZM132 185H131V186H132ZM7 186H8V188H9V185H7ZM43 186H42V187H43ZM71 186H72V185H71ZM91 186H93V185H91ZM147 186H149V185H147ZM5 187H6V186H5ZM72 187H73V186H72ZM72 187H71V188H72ZM87 187H88V186H87ZM98 187H99V186H98ZM141 187H142V186L138 187V189L141 188ZM89 188H91V187H89ZM89 188H88V190H89ZM96 188H97V187H96ZM100 188H101V187H100ZM132 188H133V187H132ZM43 189L39 191V192H40V195H43V194H44V193H43ZM45 189L48 191L47 193H46V190H45ZM69 189H70V188H69ZM72 189H74V188H72ZM104 189H105V188L103 187V190H104ZM108 189H109V188H108ZM90 190H92V189H90ZM90 190H89V191H90ZM98 190H99V189H98ZM103 190L101 189L102 193H103V192H104V193H103V194H102V193L100 194V195H102V196H100V195L98 194V192H97L98 197H97L96 199H97V201H100V202H97V201L95 200V201L97 202V204H98L97 206L95 205V206H96L95 210L99 209V211H100V210L102 209V207H98V206H102V204H103L104 202L102 203L101 201H103L104 197H105L104 200H106V196H107V195H105V194L108 193V192H110V191H111V192L113 191V190H111V189H109L110 191H108V190H106V191L104 190V191H103ZM128 190H129V188H128ZM139 190H140V189H139ZM41 191H42V192H41ZM68 191H69V190H68ZM72 191H73V192H72L73 194L70 192V196H72V195H74V194L76 195V191H75V192H74V190H72ZM137 191H138V190H137ZM4 192H5V191H4ZM39 192H38V193H39ZM94 192H95V191L92 190V193H94ZM105 192H106V193H105ZM115 192H116V191H115ZM117 192H119L120 194H118ZM117 192H116V193H117L119 196H117V194L115 195L114 192H112V193H110V194H112V196L115 195V196L117 197V199L120 200V202H122V201L124 202V201L127 200V199H126L127 197L125 196L126 198L123 197V199H122V201H121V198H122V195H123V194H121L122 191H121V192H120V191H117ZM124 192H127V194H128V192H130V191H124ZM2 193H3V192H2ZM8 193H9V190H8ZM99 193H100V191H99ZM132 193H133V192H132ZM135 193H136V192H135ZM0 194H1V193H0ZM5 194H6V193H5ZM9 194H10V193H9ZM67 194H69V193L67 192ZM71 194H72V195H71ZM94 194H96V193H94ZM75 195L73 196L74 199H75ZM103 195H104V196H103ZM120 195H121V196H120ZM130 195H131V194H130ZM135 195H136V194H135ZM137 195H138V194H137ZM6 196H7V195H6ZM6 196H4V197H6ZM66 196H67V195H66ZM70 196L68 195L69 198H67V200H66V198H65V202H67L68 199H71V198H72V197H70ZM112 196H111V197H112ZM115 196H113L112 201L116 199ZM123 196H124V195H123ZM95 197H96V195H95ZM95 197H94V198H95ZM99 197H101V198H103V199H101V198H99ZM111 197H110V198H111ZM133 197H134V195H133ZM7 198H8V196H7ZM129 198H130V197H129ZM129 198H128L127 201H129ZM139 198H140V197H139ZM2 199H3V198H2ZM5 199H6V198H5ZM18 199H19V198H18ZM42 199H43V198H42ZM124 199H126V200H124ZM132 199H133V198H132ZM132 199H131V201H132ZM21 200H23V198H22ZM79 200H80V199H79ZM107 200H108V201H111L108 197H107ZM107 200H106V201H107ZM119 200L115 201V202H116L115 205H113L114 203L112 204L111 202L108 203V204L110 205V206H108L109 209H110V207L113 209L114 207H116V205L118 206L117 203L119 202ZM2 201H3V200H2ZM2 201L0 202L1 204H2ZM73 201H74V200H73ZM80 201H81V200H80ZM106 201H105V203H106ZM108 201H107V202H108ZM127 201H126V202H127ZM42 202L44 203L43 200H42ZM70 202H71V201H70ZM74 202H75V201H74ZM74 202H72V203H74ZM81 202H82V201H81ZM96 202H95V203H96ZM123 202H122V204H123ZM129 202H130V201H129ZM132 202H133V201H132ZM134 202H135V201H134ZM140 202H142V201L140 200ZM140 202H139V204H141ZM4 203H5V202H4ZM72 203H69V204H68V202H67L68 206H69L70 204L72 205ZM100 203H101V205H100ZM127 203H128V202H127ZM6 204H8V201H7ZM6 204H5V205H6ZM67 204H66V205H67ZM75 204H77V203L75 202ZM130 204H131V203H130ZM134 204H136V203H134ZM137 204H138V203H137ZM5 205H4V206H5ZM41 205H42V204H41ZM71 205H70V207H71ZM78 205H79V204H78ZM78 205H76V206H78ZM112 205H113V206H112ZM119 205H120V203H119ZM125 205H126V204L124 203V206H125ZM128 205H129V204H128ZM131 205H132V204H131ZM0 206H2V205H0ZM6 206H7V205H6ZM68 206H67V207H68ZM120 206L122 207L123 205H120ZM129 206H130V205H129ZM136 206H137V205H136ZM2 207H3V206H2ZM53 207H54V206H53ZM73 207H74V208H71L72 210H73V209H74V210H75V209H76V210L79 209V208H75L74 205H73ZM134 207H135V206H134ZM4 208H5V207H4ZM103 208H104V207H103ZM116 208H117L116 210H118V214H117V211H115V210L113 209V210H114V213L117 214V217H116V216H115V217L118 218V217H119V214H120V217H123V216H121V214L123 215V212H124L125 210H123V212H122V211H121L122 208H121V209L118 208V207H116ZM68 209H69V211L71 210L69 207H68ZM106 209H107V208H106ZM106 209H105V210H106ZM112 209H111V211H110V214L113 213V212H112V211H113ZM119 209H120L121 212L119 211ZM124 209H126V208H124ZM127 209H128V208H127ZM132 209H133V208H132ZM1 210H3V209H1ZM72 210L70 211L71 214L74 213V214L79 215L78 212H77L76 210H75L76 213H75V211H72ZM95 210H94V211H95ZM107 210H108V209H107ZM129 210H130V209H128L127 211H129ZM53 211H54V210H53ZM53 211L51 210V212H53ZM78 211H79V210H78ZM97 211H98V210H97ZM97 211H96V212H97ZM131 211H132V210H131ZM133 211H134V210H133ZM49 212H50V211H49ZM49 212H48V213H49ZM51 212H50V213H51ZM101 212H102V211H101ZM101 212L99 213V215H101V217H102L103 214H101ZM104 212H105V211H104ZM108 212H109V211H108ZM111 212H112V213H111ZM129 212H130V211H129ZM129 212H128V213H129ZM45 213H46V212H45ZM93 213H94V212H93ZM46 214H47V213H46ZM46 214H45L44 218L47 217L48 214H47V215H46ZM51 214H53V213H51ZM74 214H72V215L74 216ZM86 214H87V213H86ZM107 214H109V213H107ZM124 214H126V213H124ZM129 214H131V213H129ZM54 215L57 216V214H54ZM89 215H90V214H89ZM105 216H106V215H105ZM112 216H114V215H112ZM112 216H111V217H112ZM124 216H125V215H124ZM126 216H127V215H126ZM49 217H50V216H49ZM52 217H53V216H52ZM52 217H50V218H52ZM99 217H100V216H99ZM101 217H100V218H101ZM111 217H110V218H111ZM50 218H49V219H48V218L45 219V222H46V220H47V221H48V220L51 221L52 219L50 220ZM54 218H56V217L54 216ZM57 218H58V217H57ZM90 218H92V217H90ZM90 218H89V219L87 218L86 221H89ZM95 218H97V217H93V221H94V220L97 221L98 218H97V219H95ZM102 218H103V217H102ZM107 218H108V217H107ZM132 218H133V217H132ZM11 219H12V218H11ZM22 219H24V218H22ZM103 219H104V218H103ZM105 219H106V218H105ZM105 219H104V222H107ZM121 219H122V218H120V220H121ZM127 219H128V218H127ZM136 219H137V217H136ZM13 220H14V219H13ZM54 220H55V219H54ZM56 220H57V219H56ZM77 220H78V219H77ZM109 220H110V223H112V221H113L114 219H113L112 221H111V219H109ZM133 220H134V219H133ZM17 221H19V220H16V222H17ZM20 221H21V220H20ZM20 221L18 222L19 224H20ZM22 221H24V220H22ZM22 221H21V222H22ZM90 221H92V219H91ZM90 221H89V222H90ZM99 221H101V220H99ZM128 221H129V220H128ZM0 222H1V220H0ZM2 222H3V221H2ZM16 222H15V220H14V223H13V221H12L11 226H10L9 224H6V225H8V227H7L6 225H4V226H0V227H4V228L7 227V228H9V226H10V227H14V229L16 228L15 231L17 232V234H18V233H21L20 235H19V234H18V235H19V236H23V239L25 240V233H23V231H22L20 228H19V230H18V228H17V226H16L18 223H16ZM51 222H52V221H51ZM125 222H127V221H125ZM125 222H124V224H125ZM52 223H53V222H52ZM52 223L49 224V223L46 222V225H47L46 227H49V226H50V228H48V229H49L48 231H49V232H52L53 230H55V231L52 232V233H54V235H56V234L58 233V232L56 233V231H57V230H56V229H57L56 226H57V225L55 224V227H53ZM55 223H56V222H55ZM60 223H61V222H60ZM92 223H93V222H92ZM110 223H109V224H110ZM113 223H114V222H113ZM15 224H16V225H15ZM19 224H18V226H19ZM53 224H54V223H53ZM90 224H91V223H90ZM101 224H102V223H101ZM104 224H107V223H104ZM2 225H3V223H2ZM12 225H15L16 227H15V226H12ZM20 225H21V224H20ZM43 225H44V224H43ZM51 225H52V227H51ZM94 225H96V224H93V225H91V226L94 228V227H95ZM98 225H99V224H98ZM102 225H103V224H102ZM102 225H101V226H102ZM111 225H112V224H111ZM37 226H38V225H37ZM44 226H45V225H44ZM99 226H100V225H99ZM103 226H105V225H103ZM107 226H108V227H111V226H109V225H107ZM105 227H106V226H105ZM52 228H53V229H52ZM55 228H56V229H55ZM120 228H121V226H120ZM120 228H119V229H120ZM124 228H125V225H124ZM9 229H10V231H11V229L13 230V228H9ZM50 229H51V231H50ZM109 229H110V228H109ZM125 229H126V228H125ZM1 230H3V229H1ZM4 230H5V229H4ZM4 230H3V231H4ZM17 230H18V231H17ZM31 230H32V229H31ZM76 230H77V229H76ZM13 231H14V230H13ZM15 231L12 233V235H13L14 233H16ZM21 231H22V232H21ZM32 231H33V230H32ZM45 231H47V230L45 229ZM77 231H78V230H77ZM77 231H75V232L73 233V235H74L75 233L77 234L76 236L74 235L75 237H74L73 235H71L72 237L75 238V244H76L77 240L80 239V235H79V237H78V234H81V233H82V232L80 233V231H78V232H77ZM81 231H82V230H81ZM86 231H87V230H86ZM86 231H85V233H87ZM101 231H102V235L105 234V237L107 236V233H106V232H108L109 234L111 233V232L106 231V230H101ZM103 231H106V232L103 234ZM114 231H115V230H113V232H114ZM11 232H12V231H11ZM30 232H31V231H30ZM49 232H47V234H48ZM98 232H99V231H97L96 233H98ZM122 232H123V231H122ZM0 233L2 234V231H1ZM5 233H6V232H5ZM33 233H34V232H32L31 235H33ZM113 234H115V233H113ZM6 235H8V233H6ZM10 235H11V234H9V237H12V236H10ZM37 235H38V234H35V233H34V236H36V238H35L34 236H32V239H34V238H35V239H38ZM42 235H43V237H44V234H42ZM54 235H51V237L53 238ZM81 235H82V237H83V233H82ZM85 235H86V234H85ZM90 235H92V234L87 233V235H86V237L88 238V241H89L90 238H91ZM102 235H101V236H102ZM28 236H29V235H28ZM38 236H39V235H38ZM66 236H67V235H66ZM101 236L99 235L98 237H101ZM108 236H109V235H108ZM108 236H107L106 238H108ZM114 236H115V235H114ZM13 237H14V239H15V237H17V239L21 238V237L16 236L15 234H14ZM33 237H34V238H33ZM39 237H41V236H39ZM49 237H50V236H49ZM67 237H68V236H67ZM67 237H66V238H67ZM102 237H103V236H102ZM2 238H3V237H2ZM47 238H48V237H47ZM110 238H112V236H111ZM44 239H45V237H44ZM49 239H50V238H49ZM81 239H82V238H81ZM81 239H80V240H81ZM91 239H92V238H91ZM99 239H100V238H98V242L100 241ZM104 239H105V238H104ZM104 239L101 238V241H102V242L105 241ZM113 239H115V237H114ZM12 240H13V238L11 239V242H10V243H12ZM72 240H74V239H72ZM80 240H79L78 243H80V244H84L83 241H82L83 239L81 240L82 242H81ZM96 240H97V239H96ZM96 240H93V241L95 242ZM9 241H10V240H9ZM9 241H8V242H9ZM17 241L20 242V243L18 242V245H19V244L21 245V242H22L23 240H22V241H21V240H17ZM17 241H14V242L17 243ZM33 241H34V240H33ZM38 241H39V240H38ZM40 241H41V240H40ZM40 241H39V242H40ZM86 241H87V240H86ZM93 241H92V242H93ZM6 242H7V241H6ZM8 242H7V243H8ZM39 242H38V243H39ZM84 242H85V241H84ZM92 242L89 243L90 246H91ZM10 243H9V245H10ZM15 243H13V245H14ZM22 243H23V242H22ZM70 243H71V242H70ZM73 243H74V242H73ZM39 244H40V243H39ZM41 244H42V243H41ZM80 244H79V246H80ZM85 244H86V243H85ZM89 244L82 245L83 247L85 246V249H84V250L87 251L86 246H88ZM100 244H102V243H100ZM100 244H99V245H100ZM103 244H105V243H103ZM13 245H12V246H13ZM16 245H17V244H16ZM16 245H15V246H16ZM20 245H19V248H20L19 250L21 251V248H22L23 244H22L21 247H20ZM24 245H25V244H24ZM92 245H94V244H92ZM106 245H107V242H106ZM106 245H105V246H106ZM27 246H28V245H27ZM42 246H44V247H42V248H45V247H46L45 244H42ZM68 246H69V245L67 244V247H68ZM82 246H81V247H82ZM101 246H102V245H101ZM103 246H104V245H103ZM103 246H102V247H103ZM105 246H104V247H105ZM6 247H8V246H6ZM16 247H18V246H16ZM37 247H39V246H37ZM83 247H82V248H83ZM88 247H89V246H88ZM88 247H87V248H88ZM93 247H95V245H94ZM104 247H103V248H104ZM110 247H111V244H110ZM10 248H11V247L9 246V249H10ZM12 248H13V247H12ZM69 248H70V247H69ZM89 248H90V247H89ZM91 248H92V247H91ZM3 249H4V250H3ZM3 249L1 248V250H3L4 253H5V248H3ZM9 249H7V250H8V253H9L8 255H6L7 252H6V254H3V255H6V257L9 256L11 253L13 254V252H16V251H15V248H13L14 250L12 249L13 252H12L11 250H10V251H11V252H10ZM23 249H24V246H23ZM34 249H35V248H34ZM39 249H40V248H38L37 250L39 251ZM74 249H75V247H74ZM95 249H96V247H95ZM95 249H94V252H97V251H95ZM101 249H102V248H101ZM41 250H42V249H41ZM43 250H44V249H43ZM96 250H98V248H97ZM3 251H0V252H3ZM17 251H18V249H17ZM22 251H23V252H21V253H16V255H17V254H20V255L22 254V256H21L22 258H21L20 256H19L20 258L18 257V259H19L20 261L17 259V260H18V261H17L18 263H17L16 261H14V260H10V261H12V262H10V261L7 260V259H5V260L9 261V264H14L15 262H16V264H24L26 261H27L26 264H29V263H28V260H29V261L31 260L32 262L34 261V263L31 262L32 264H39L38 262L35 263V262H36V258H37V257L35 256L36 254L33 256L34 253H31V254H30V253L28 252V253H29L28 255H31L30 257L33 256V258H34V257H36V258L33 259V258H30V257H29V258H27V259H28V260H27V259L23 258V257H24L23 254H27V253H26V252L24 253V250H22ZM28 251H29V250H28ZM35 251H36V250H35ZM88 251H89V250H88ZM91 251H92V253H90ZM91 251H90L88 254H94L93 249H91ZM103 251H104V250H103ZM42 252H43V251H41V253H42ZM83 252H84V251H83V249H82V252H80V254H82ZM37 253H38V252H37ZM41 253H40V254H41ZM88 254L85 253V255H88ZM1 255H2V254H1ZM13 255H14V254H13ZM28 255H26V256L28 257ZM83 255H84V254H83ZM95 255H96V254H95ZM102 255H104V254H102ZM17 256H18V255H17ZM41 256H42V254H41ZM79 256H80V255H79ZM81 256H82V255H81ZM100 256H101V255H100ZM10 257H12V255H10L8 258L10 259ZM15 257H16V256H15ZM42 257H43V256H42ZM2 258H3V257L1 256L0 260H1ZM13 258H14V257H12V259H13ZM16 258H17V257H16ZM16 258H15V260H16ZM38 258H40V257H38ZM21 259H24V261L21 260ZM72 259H73V257H72ZM5 260H1V262H2V261L4 262ZM25 260H26V261H25ZM102 260H103V259H102ZM21 261H23V262H21ZM40 261H41V260H40ZM80 261H82V260H80ZM87 261H88V262H89V261L91 262V260H87ZM93 261H94V260H92V262H93ZM99 261H100V260H99ZM13 262H14V263H13ZM19 262H20V263H19ZM88 262H85V261H84V263H86V264H88ZM95 262H96V261H95ZM101 262H102V261H101ZM1 264H2V263H1ZM5 264H6V263H5ZM78 264H79V263H78ZM94 264H97V263H94ZM99 264H100V263H99ZM101 264H102V263H101Z\"/></svg>",
	"mask_w": 264,
	"mask_h": 264
}]
</instances>
